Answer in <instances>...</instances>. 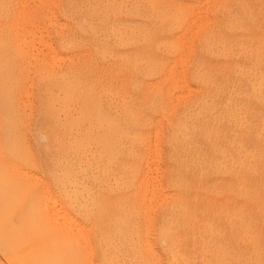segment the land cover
<instances>
[{
  "label": "rangeland",
  "instance_id": "rangeland-1",
  "mask_svg": "<svg viewBox=\"0 0 264 264\" xmlns=\"http://www.w3.org/2000/svg\"><path fill=\"white\" fill-rule=\"evenodd\" d=\"M169 1L170 0H127V1L126 0H60V1L59 0H39V1L38 0H28V1L27 0H23V1L22 0H0V9H1V7L4 8V9L0 10V28H1L0 29V31H1L0 32V45L2 44V46H3V47L2 46L0 47V54L2 51H4V49L6 50V53H7V54H5V52H2L1 55L3 58L0 57V60H1L0 61V76L3 75L2 77H0V113L2 111V113L0 114L1 115L0 116V123H1L0 124V131H2V133H0V136H3V137H0V142L3 141V143H4L3 145H2V143H0V195H1L0 196V264H121V263L122 264H124V263L125 264H148V263L149 264H164V263L170 264V262H172L171 264H175V261L178 264H264V234H263L264 228L262 229V226L264 225V178H263L264 177V171H263L264 170V138H263L264 137V129H263L264 128V116H263L264 115V91H263L264 85H263V83L261 84V82H264V69L261 68L264 65V62H263L264 61V45H263L264 44V40H263L264 39V28H263L264 27V18H263L264 8H262V7H264V0H250V1H247V0H240V1L235 0V1H233V0H231L233 2H231V1L229 2L228 0H219V2H218V0H208L207 2L204 0H191V1L190 0H185V1L184 0H171L170 2ZM202 1H204V2H202ZM254 1H256L255 5H253ZM40 2H42V3H40ZM101 2H102V4H101ZM252 2H253V4H252ZM221 3L222 4L224 3L223 6ZM233 3L236 4L237 6H235ZM200 4H202V5H200ZM127 5H128V7H127ZM225 5H226V7H225ZM227 5H228L229 9H227L228 8ZM239 5L242 7V9ZM188 6H189V8H188ZM26 7L28 10H26ZM30 7H32V8H30ZM55 7H57V8H55ZM223 7H225V8H223ZM24 8H25V10H24ZM46 8H48V9H46ZM114 8H115V10H114ZM116 9H118V10H116ZM190 9H191V11H190ZM196 9L198 12L196 11ZM224 9H226V10H224ZM107 10H109V12ZM141 10H143V11L141 12ZM146 10H148V11H146ZM218 10L219 11L221 10V11L219 12ZM223 11L224 12L226 11V12L224 13ZM229 11H232L231 12L232 14ZM23 12H25V13H23ZM96 12H97V14H96ZM101 12H103V13L100 14ZM136 12H137V14L139 12V15H138L139 17L137 16V14H135ZM146 12H147V15L145 14ZM189 12H190V14H189ZM1 13H2V15H1ZM60 13H61V15H60ZM141 13H143V14H141ZM219 13L222 14V17ZM238 13H239V15H238ZM21 14H23V15H21ZM140 14H141V16H140ZM6 15H7V18H6ZM143 15H145V16H143ZM20 16H24V17H20ZM27 16H29V17H27ZM44 16H45V18H44ZM126 16H127V18H126ZM243 16L245 19L243 18ZM8 17H10V18H8ZM119 17H121V18H119ZM137 17H138V19H137ZM141 17H143V18H141ZM241 17H242V19H241ZM28 18H29V20H28ZM112 18H113V20H112ZM125 18L127 21L125 20ZM139 18H141V20ZM236 18H237V20H236ZM66 19H68V20H66ZM70 19H72V20L70 21ZM114 19H115V21H114ZM121 19H123V21ZM200 19H201V21H200ZM144 20H146V22ZM147 20H148V24L151 23V24H149L150 26L146 24ZM250 20H251V22H250ZM69 21H70V23H69ZM103 21H104V23L102 24ZM194 21L197 25L194 23ZM225 21L227 24L225 23ZM182 22H183V24H182ZM205 22H207V23L205 24ZM234 22H236L235 25H234ZM9 23H11V24H9ZM16 23L18 24V27H17ZM47 23H48V25H47ZM49 23H51V24H49ZM198 23H199V25H198ZM220 23H221V25H223L222 27L224 30L221 29L222 27H221ZM38 24H40V25H38ZM99 24H102V25L100 26ZM116 25H118V26H116ZM213 25H214V27H213ZM34 26L36 27V30H35ZM261 26H262V28H261ZM31 27H32V29H31ZM71 27L72 28L74 27L73 31H72ZM167 27H169V28H167ZM231 27L232 28L234 27V28L232 29ZM255 27H256V30L258 32L255 30ZM5 28L7 31L5 30ZM20 28H22V29H20ZM44 28L48 29V30H45ZM103 28H104V31L102 30ZM147 28H148V30H147ZM236 28H237V30H235ZM3 29L5 30V32ZM97 29L99 30V32ZM105 29H107V31ZM110 29H112V30H110ZM118 29L120 32L118 31ZM136 29H137V31H136ZM169 29H170V31H169ZM197 29H198V31H196ZM29 30L34 31L32 33L33 34L35 33L37 35V39L36 38L34 39L32 37L33 38L32 41L34 43H32V41H29V40H31L30 34H32V33H30ZM86 30H88V32ZM90 30L92 32L94 31L95 33L94 32L92 33ZM132 30H134L133 33L135 35L132 33ZM218 30L220 32L221 31L222 32L220 33ZM253 30L255 32H252ZM18 31H20V32H18ZM233 31H234V33H233ZM239 31L240 32L242 31V33L240 34ZM90 32H91V34H90ZM114 32L116 33L115 35H114ZM119 33H121L120 35L122 36V37L120 36L121 40L117 39V38H119ZM178 33H179V35H178ZM202 33L204 35H202ZM35 34H34V37H36ZM68 34H69V36H68ZM189 34H190V36H189ZM95 35L97 38L95 37ZM104 35H105V37H104ZM116 35H118V36H116ZM184 35L187 36V38ZM236 35H238V36H236ZM250 35H252V36H250ZM136 36H137V38H136ZM22 37L27 38V39H25V42L26 43L28 42V45L26 44L27 46H25V44L22 43V42H24V41H22L23 39H21ZM76 37H77V40L75 41ZM233 37H235L236 39ZM18 38H20V41H22V42H19ZM28 38H30V39H28ZM38 38H40V39H38ZM131 38L135 39V40L132 41ZM209 38L210 39L212 38V39L210 40ZM245 38H246V41H245ZM144 39H146V40H144ZM170 39H172V40H170ZM256 39H257V41H256ZM88 40H90V41H88ZM197 40H198V42H197ZM235 40H237V41L235 42ZM58 41H59V43H58ZM217 41H218V43H217ZM63 42H65V43H63ZM132 42H134V43H132ZM68 43H69V45H68ZM84 43H86V45H83ZM91 43H92V45H91ZM213 43H215V44H213ZM32 44H34L35 46L32 47ZM80 44H81V46H80ZM180 44L182 47L180 46ZM208 44L209 45L213 44V45L209 46ZM237 44H238V46H237ZM20 45H21V48H20ZM22 45H23V49H22ZM186 45H187V48L184 49ZM29 46H31V47H29ZM168 46H170V47H168ZM175 46H176V48H175ZM198 46H199V48H198ZM225 46H226V48H225ZM24 47L29 48V49H26ZM146 47H148V48H146ZM204 47H205V49H204ZM31 48H32V50H31ZM132 48L133 49L135 48L134 51ZM144 48H146L148 51L145 49L147 51L146 52L144 50ZM212 48L214 50L215 49H217V50H215L213 53ZM25 49L27 50V52ZM154 49H156V50H154ZM220 49H221V51H220ZM237 49H239V50H237ZM114 50H115V53L113 52ZM201 50H202L203 54H202ZM235 50H237V51H235ZM28 51H30L31 54H27ZM70 51H72V52H70ZM73 51H74V53H73ZM98 51H100V52H98ZM8 52H9V55H8ZM24 52H26V53H24ZM37 52H39V53H37ZM151 52L155 55H153ZM164 52H166V54ZM225 52H227V53H225ZM242 52H244V53H242ZM248 52L250 54H247ZM45 53H47V55ZM52 53L54 55H52ZM83 54H84V56H83ZM95 54H97V55H95ZM99 54L102 55V57ZM55 55H56V57H55ZM90 55H92L93 57L91 56L92 57L91 58ZM107 55H108V57H107ZM112 55H114V56H112ZM149 55H151V56H149ZM165 55H166V57H165ZM176 55L178 56V59H177ZM27 56H28V58H27ZM60 56H62V57L66 56V57L64 59L62 57L59 58ZM233 56H234V58H233ZM245 56H246V58H245ZM254 56H255V58H254ZM67 57H68V59H67ZM143 57H144V59H143ZM242 57H244L245 59ZM29 58H30V60H29ZM49 58H51L52 61H53V59L54 60L56 59L53 62H55L54 64L57 63L56 64L57 68H56V65H53V63L51 61L50 62L48 61ZM57 58H59L60 61L57 60ZM70 58L73 61H71ZM102 58H103V60H102ZM127 58H128V60H127ZM145 58H146V60H145ZM44 59H45L46 63H47V61L49 63L46 64L44 62ZM131 59L134 63L131 61ZM182 59H184V60H182ZM61 60H63V62ZM69 60H70V62H69ZM84 60H85V62H84ZM160 60H162V61H160ZM25 61H27V63H28V61L31 62V63L30 62L28 63V64H30L29 68H28V65H26L27 63ZM40 61H41V63H40ZM107 61H109V62H107ZM143 61L145 62V64H143ZM232 61H234V63ZM88 62H89V64H87ZM123 62H126V63H123ZM111 63H112V65H111ZM118 63H121V64H118ZM50 64H51V66H53L52 68L49 67ZM113 64H114V66H113ZM140 64H141L142 68L140 67ZM165 64H167V65H165ZM23 65L24 66L26 65V66L24 67ZM84 65H86V66H84ZM125 65H126V67L123 68ZM138 65H139V67H138ZM158 65H159V67H158ZM231 65H232V67H231ZM106 66H107V69H106ZM116 66H118L120 68V71L118 69L117 72L116 71L113 72L114 70H116L118 68ZM226 66H228V67H226ZM243 66L245 68H243ZM58 67H59V69H58ZM156 67H157V69H161V70H157ZM229 67H231V68H229ZM18 68H20V69H18ZM139 68H141L142 71ZM80 69H81V71H80ZM85 69L87 71H85ZM128 69H129V72H128ZM137 69L140 71H138ZM232 69H234V70H232ZM235 69H236V71H235ZM242 69H244V70H242ZM252 69H253V72H252ZM92 70H93V72H92ZM132 70H134V73ZM255 70H257V71H255ZM42 71H44V72H42ZM53 71H54V73H53ZM60 71H61V73H60ZM123 71L124 72L126 71L125 73L127 76L125 75V73ZM188 71L192 75H190L188 73ZM238 71H240V73ZM6 72L8 75L6 74ZM45 72H47V73H45ZM153 72H155V74H157V75H154ZM170 72L172 73L173 78H172ZM10 73H12V74L10 75ZM25 73H26V75H25ZM82 73H84L85 75ZM104 73H106L108 76ZM127 73H129V75ZM201 73H203L204 75H201ZM234 73H235V76H234ZM40 74H41V76H40ZM96 74H98V76ZM110 74H111V77H110ZM112 74H113V76H112ZM118 74L119 75L121 74V75L119 76ZM152 74H153V76H152ZM188 74H189V77L191 76L193 78L187 77ZM196 74L197 75L199 74L198 75L199 77H197ZM218 74H219V76H218ZM248 74L250 77H248ZM38 75H39V77H38ZM50 75H52L50 77L51 79L49 78ZM158 75H160V76H158ZM239 75L241 76V78ZM22 76H24V77H22ZM59 76H61V77L63 76V77L61 78ZM102 76H103V78H102ZM164 76H165V78H164ZM178 76H179V78H178ZM181 76L183 78H181ZM200 76H202V77L204 76L203 79ZM113 77H114V79H113ZM142 77L145 79H143ZM258 77H259V79H258ZM3 78H5V79H3ZM10 78H13V79L11 80ZM52 78L56 79L55 80L56 83ZM82 78H84V79L82 80ZM118 78H120V79H118ZM124 78H125V80H124ZM168 78H171L170 81ZM196 78H198V79H196ZM47 79H49V80L47 81ZM60 79H61V82L64 81V83L60 82L61 83L60 84L59 83ZM96 79H97V81H96ZM102 79H103V81H102ZM134 79H136V80H134ZM139 79H140V82H139ZM151 79H152V81H151ZM189 79L191 81L193 79V81L191 82ZM194 79H196V81ZM199 79H201L202 81H200ZM253 79H254V81H253ZM17 81H18V83H17ZM149 81L151 82V84ZM155 81H157V82H155ZM159 81H161V82H159ZM12 82L16 86H14L12 84ZM129 82H131V83H129ZM212 82H215V83H212ZM154 83H156V84L158 83L157 86ZM194 83H195V85H194ZM115 84H116V86H115ZM163 84H165V85H163ZM250 84H253L254 86L251 87ZM147 85H150V86L147 87ZM162 85L166 88H163ZM181 85H183L184 87ZM217 85H218V89H219V90L217 89L218 92L216 91ZM62 86H64V87H62ZM151 86H152V88H151ZM161 86H162V89H161ZM168 86H169V88H168ZM177 86H178V88H177ZM214 86H215V90L213 88ZM78 87H80V88H78ZM129 87H130V89H129ZM224 87L225 88L227 87L226 90ZM257 87H259V91H258L259 93L257 92V89H258ZM12 88H14L15 90ZM92 88H94V89L92 90ZM126 88L128 90H124ZM251 88H254V89L251 90ZM109 89L111 91H109ZM157 89L158 90L161 89L162 93L160 92V90L157 91ZM163 89L165 92L163 91ZM229 89H231V90H229ZM246 89L247 90L250 89V91H247ZM125 91H127V92H125ZM128 91L129 92L131 91V93L129 94ZM172 91H173V94H172ZM228 91H229V95H228ZM2 92H4V93L2 94ZM108 92H109V94H108ZM117 92H118V94H117ZM156 92L158 95L156 94ZM181 92H183V93H181ZM219 92H220V94H219ZM39 93H40V96H39ZM121 93H122V95H121ZM174 93H176V95H174ZM103 94H105V95H103ZM149 94L151 95L150 99L153 103L149 99V97H150ZM177 94H179V95L177 96ZM255 94L257 96H255ZM25 95L27 97H25ZM127 95L129 97H127ZM147 95H148V99H147ZM170 95L173 99L170 97ZM1 96H2V98H1ZM104 96H106V97L104 98ZM113 96H114V98H113ZM132 96H133V99H132ZM177 97L179 98L178 100H177ZM139 99H141V100H139ZM235 99L237 101H235ZM38 100H39V102H38ZM63 101H64V103H62ZM89 101H90V103H89ZM129 101H130V103H129ZM156 101H157V103H156ZM104 102H106V103H104ZM112 102H114V103L112 104ZM131 102H132V104H131ZM159 102H160V104H159ZM235 102H236V104H235ZM6 103L8 104V106ZM45 103H46V105H45ZM77 103H79V104H77ZM151 103H152V105H151ZM181 103H183L182 104L183 106L181 105ZM229 103H233V104H229ZM124 104H125V106H124ZM148 104L151 106H147ZM202 104H204V105H202ZM209 104H210V106H209ZM228 104H229V106H227ZM41 105H44V107L43 106L41 107ZM55 105H56V107H55ZM113 105L116 107L115 109H114ZM145 105H146V107H145ZM120 106H122V107H120ZM73 107L76 108L77 110L74 109ZM107 107H108V109H107ZM110 107H112L113 109ZM161 107L163 109H161ZM223 107H224V109H223ZM40 108H42L43 110ZM122 108H124V110ZM158 108L160 109V111ZM206 108L207 109L209 108L210 110L209 109L207 110ZM110 109H112V110H110ZM139 109H142V110H139ZM204 109H205V111H204ZM245 109H246V111H245ZM20 110L24 113V115L22 112H20ZM155 110H157V111H155ZM161 110H162V112H161ZM192 110L194 112H192ZM230 110H232L231 111L232 113L230 112ZM233 110H235V111H233ZM113 111H115V112H113ZM187 111L188 112L191 111V112L188 113ZM225 111H226V113H225ZM253 111H254V113H253ZM11 112H13V113H11ZM56 112H57V114H56ZM61 112H62L64 117L62 116ZM66 112H68V113H66ZM149 112H151L152 114ZM165 112H166V114H165ZM238 112H239V114H238ZM119 113H120V115H119ZM154 113L156 116L154 115ZM201 113H203V114H201ZM229 113H230V115H229ZM7 114L9 116H7ZM138 114H140V115L138 116ZM143 114L146 116H144ZM173 114H175V115L173 116ZM178 114H179V116H177ZM224 114L226 116H224ZM233 114H234V116H233ZM4 115L7 116V118L9 120ZM19 115L22 117H19ZM67 115H69V116H67ZM121 116H123V117L121 118ZM124 116L126 117V119ZM140 116H142V117L140 118ZM9 117H11V118H9ZM232 117L234 118V120ZM242 117H244V118H242ZM245 117H246V119H245ZM248 117L249 118L251 117V118L249 119ZM19 118L20 119L22 118V121H20ZM146 119H147V121H146ZM172 119H173V121H172ZM175 119H176V122L174 121ZM125 120H127V121H125ZM18 121H19V123H18ZM118 121H120V122H118ZM252 121H254V122H252ZM261 121H263V122H261ZM141 122H143V123L145 122V124H143ZM167 122L169 124L173 125V126L170 125V126H172L173 129L169 126V124ZM236 122H238L240 125ZM173 123L175 125H177V128ZM234 123L236 125L237 124L238 125L234 126ZM77 124H79V125H77ZM95 124L97 125V127ZM123 124L125 126H123ZM144 125H146V126H144ZM208 125H209V127L206 128V126H208ZM38 126H40V127H38ZM69 126H70V128H69ZM217 126H218V128H217ZM240 126H242V127H240ZM255 126H256V128H255ZM9 127H12V128H9ZM94 127H96V129ZM142 127L144 128V130ZM154 127L157 129H155ZM259 127L262 129H260ZM132 128H135V129H133V131H132ZM204 128H206V129H204ZM213 128H214L215 132H214ZM139 129H141L142 131L141 130L139 131ZM255 129L256 130L259 129V131L256 132ZM115 130H116V132H115ZM135 130L137 132H135ZM172 130H174V131H172ZM175 130H176V132H175ZM42 131H44V132H42ZM51 131H52V133H51ZM177 131H178V134H177ZM56 132L59 134H57ZM15 133H16V135H15ZM54 133L58 136L56 137V135ZM153 133L156 135V136H153L154 141L152 138ZM203 133H204V135H203ZM208 133H209V135H208ZM9 134L10 135L12 134V135L10 136ZM52 134L55 136L53 137ZM109 134H110V136H109ZM175 134H177V136ZM180 134H181V136H180ZM259 134H261L262 136ZM18 135H19V137H18ZM113 136H115V137H113ZM10 137H11V139H10ZM124 138H125V140H124ZM129 138H130V140H128ZM59 139H60V141H59ZM69 139H70V141H69ZM144 139H145V141H144ZM149 139H150V142H149ZM213 139L216 142H214ZM79 140H81V141H79ZM189 140H190V142H189ZM52 141L54 144L52 143ZM123 141H125V142H123ZM184 141H185V143L183 144ZM187 141H188V143H187ZM10 142H12V143H10ZM121 142H123V143H121ZM197 142H198V144H197ZM218 142H219V144H218ZM68 143L70 144V146ZM72 143L75 144L76 146L75 145L73 146ZM128 143H129V145H128ZM16 144H18V145H16ZM133 144H134V146H133ZM135 144H136V146H135ZM185 144H186V146H185ZM211 144L212 145L214 144V145L212 146ZM77 145H79L80 148L77 147ZM127 145H128V147H127ZM152 145H155L157 147L152 148ZM164 145H166V146H164ZM10 146H11V148H10ZM248 146H249V148H248ZM27 147H29L30 149ZM136 147L137 148L139 147V148L137 149ZM188 147H189L190 151H189ZM56 149H57V152H56ZM163 149H165V150H163ZM154 150L156 151V153L154 152ZM191 150H192V152H191ZM223 150H224V152H223ZM202 151H203V153H202ZM110 152H112V153H110ZM123 152H124V154H123ZM256 152H258V153H256ZM29 153H31V154H29ZM63 154H65V155H63ZM86 155H87V157H86ZM89 155H90V157H89ZM94 155H95V157H94ZM187 155L189 158L187 157ZM191 155H193V156H191ZM234 155H235V157H234ZM84 156L86 158H84ZM219 157H221V158H219ZM88 158H89V160H88ZM151 158H154L155 160L154 159L151 160ZM190 158H191V160H190ZM217 158H219V159H217ZM61 159H62V161H61ZM139 160L142 164L139 162ZM148 160L149 161L151 160V161L149 162ZM74 161L78 165L74 164L75 163ZM164 161H167V163ZM183 161H184V163H182ZM57 162H59L60 164ZM97 164L98 165L100 164L99 167ZM117 165L119 167H116ZM139 165L141 168L139 167ZM154 165H155V167H154ZM164 165L166 166V168L164 167ZM147 166H150V168ZM202 166H203V168H201ZM113 168H114V170H113ZM171 168H173V169H171ZM16 169H18V170H16ZM96 169L98 171H96ZM139 169H140V172L138 171ZM200 169L202 170L201 173L198 172V170L200 171ZM152 170L155 171L157 174L155 172H153ZM184 170H185V172H183ZM144 172L146 173L145 175H144ZM150 172H151V174H154L155 177H154V175L152 176L150 174ZM236 172H238V173H236ZM99 173L102 175H100ZM112 173H114V177H113ZM91 175H93V176L96 175V176L93 177ZM133 175H134V177H133ZM149 175H150V177H149ZM164 175H165V177H164ZM186 175H188V176H186ZM55 176H56V178H55ZM74 176H76V178ZM106 176H107V178H106ZM142 176H144L143 178L145 180L143 178H142V180L140 179ZM84 177H86V178H84ZM95 177L97 178V180H95L96 179ZM101 177H102V179H101ZM108 177H110V178H108ZM135 177H136V179H135ZM111 178H114V181ZM154 178H156V179H154ZM167 178H168V180H167ZM151 179H153V180H151ZM65 180H66V182H65ZM106 180L108 182H106ZM157 180H158V182H157ZM171 180L172 181L174 180V181L172 182ZM57 181L60 184L57 183ZM61 181L64 184L63 186L61 184ZM122 181H123V183H122ZM144 181L148 182V183H145ZM67 182L68 183L70 182V183L68 184ZM105 182H106V184H105ZM142 182H144V186L146 188L148 186V190H146V188L143 187ZM150 183H151V185H150ZM173 183L178 188H176L173 185ZM67 185H69V186H67ZM71 185L74 188H76V190L74 188H72ZM103 185H104V187H103ZM114 185H115V187H114ZM119 186H121V187L119 188ZM150 186L151 187L153 186V187L150 188ZM63 187H64V189H66V188L68 189V190L66 189L67 192L63 189ZM124 187H125V189H124ZM165 187H167V188H165ZM77 188H78V190L79 189L80 190L78 191ZM44 189H45L46 194L43 192ZM61 189H63V190H61ZM72 189L74 191H72ZM47 190H48V193L51 195H49V194H48L49 196L47 195V192H46ZM82 190H83V192H82ZM187 190H188V192H187ZM63 191H64V193H63ZM69 191H71L72 193L74 192L76 194L73 193L74 194L73 195L70 192V195H69ZM80 191H81V193H80L81 195L78 194V192H80ZM58 192H61V193H58ZM163 192H164V194H162ZM169 192H171V193L169 194ZM167 193L169 194V196L172 195L173 197L172 196L169 197L167 195ZM82 195H83V197H82ZM86 195H89V196L86 197ZM147 195L148 196L150 195V196L148 197ZM45 196H47V198ZM63 196H65V197H63ZM74 196H76V197H74ZM163 196H164V199L161 200V198H163ZM49 197H50V199L47 200ZM84 197H86V198H84ZM145 197L148 200H149V198L154 197L151 199L155 203L152 200L148 201ZM67 198H69L71 201ZM73 198H75V199L77 198L78 202H77V199L75 200ZM176 198H178V199H176ZM82 199H83V201H82ZM51 200H52V202H51ZM67 200H69V201H67ZM73 200L75 202H73ZM84 200H85V202H87V205H86L87 209L90 213H92V215L89 214V212L87 211L86 208H83V207H85L84 205L86 204L84 202ZM202 200H203V202H202ZM81 202H82V204H84L83 206H82ZM144 202H146V203L144 204ZM149 202H151V203H149ZM67 203H69V205ZM72 203H73V206H72ZM89 203L90 204L93 203L91 205L92 206L94 205V206L91 207V205ZM151 204H152V206H151ZM78 205H80L79 208H78ZM175 205L178 208H176ZM70 206H72V207H70ZM74 206H75V208H74ZM146 206H147V208H146ZM45 207H46V209H45ZM80 207L82 208L81 210H80ZM89 207H90V209L91 208L92 209L90 210ZM133 207L134 208L136 207L135 210L133 209ZM137 207H138V211H137ZM171 207H172V209H171ZM179 207H180V209H179ZM140 209H142V210H140ZM150 209H152L151 211L153 213L152 212L149 213L148 210H150ZM75 211H77V213ZM80 211H82V212H80ZM78 212H79V214H78ZM133 212H135V214ZM148 213L150 214L151 217L149 216ZM85 214H86V216H85ZM87 215L89 217H87ZM161 215H163V217ZM91 216H93L94 218ZM78 217H80V218H78ZM85 217H87L86 220H85ZM149 217L151 220L149 219ZM113 218L115 219V221ZM163 218H166V219H163ZM189 218L191 221L189 220ZM229 218H231V219H229ZM112 219L114 222L112 221ZM147 220H150V221H147ZM94 221H95V223H94ZM165 221H166V224H164ZM148 222H149V224H148ZM190 222H191V224H190ZM94 224H96V225H94ZM156 224L157 225L161 224L162 226L161 225L157 226ZM192 224H193V226H192ZM231 224H233V225H231ZM146 225H149V227ZM94 226H95V229L93 228ZM144 226H146L145 228H146V230H148V232L145 231ZM120 227H121V229H120ZM151 227L153 229H151ZM151 230H153V231H151ZM156 230H157V232H156ZM93 231H95V232H93ZM144 232L148 233V235H146L147 233H145L146 239H144L145 238ZM93 233H95V234H93ZM115 235L117 237H115ZM120 235H121V237H120ZM98 236H100L99 237L100 239L98 238ZM112 238L115 239V243L113 241L114 239H112ZM126 238L128 240H126ZM147 238H148V241H147ZM116 239L118 241H116ZM119 239H120V241L121 240L123 241V242L121 241L122 245L120 244ZM98 240L100 242V245H99ZM103 240H104V242H103ZM109 241L111 242V244H114V245H111V244H110L111 246L108 245ZM136 241H138V242H136ZM124 242H126V243H124ZM149 242H150V244L148 245ZM151 242L153 243V245ZM131 243H132V245H130ZM145 243L147 244V246ZM104 244L106 245V247L104 246ZM191 244H192V246H191ZM129 245L131 248L129 247ZM151 245H152V248H150ZM113 246H115V248ZM100 247L102 249H100ZM104 247L106 248L105 250L103 249ZM120 247H121V249H120ZM147 247H149L150 249ZM156 247L158 250L156 249ZM127 249H128V252H127ZM101 250H103V251H101ZM162 250L164 251V253L162 252ZM123 251H125V252H123ZM130 254H131V256H130ZM216 254H217V256H216ZM103 255L105 256V258ZM170 255H173L171 257H172V259L174 258L175 261H174V259L173 260L171 259ZM206 255H207V257H205ZM139 256H140V258H139ZM122 259H123V262H122ZM201 261H202V263H201Z\"/></svg>",
  "mask_w": 264,
  "mask_h": 264
},
{
  "label": "bare ground",
  "instance_id": "bare-ground-1",
  "mask_svg": "<svg viewBox=\"0 0 264 264\" xmlns=\"http://www.w3.org/2000/svg\"><path fill=\"white\" fill-rule=\"evenodd\" d=\"M22 1H23V0H22ZM27 1H28V0H27ZM38 1H39V0H38ZM59 1H60V0H59ZM126 1H127V0H126ZM170 1H171V0H170ZM170 1H169V2H170ZM184 1H185V0H184ZM190 1H191V0H190ZM204 1L207 2L208 0H204ZM204 1H202V2H204ZM228 1L230 2L231 0H228ZM228 1H227V2H228ZM233 1H235V0H233ZM233 1H231V2H233ZM239 1H240V0H239ZM247 1H250V0H247ZM55 2H56V1H55ZM57 2H58V1H57ZM123 2H124V1H123ZM139 2H140V1H139ZM139 2H138V3H139ZM146 2H147V1H146ZM186 2H187V1H186ZM214 2H215V1H214ZM218 2H219V0H218ZM220 2H221V1H220ZM241 2H242V1H241ZM243 2H244V1H243ZM29 3H30V2H29ZM40 3H42V2H40ZM58 3H59V2H58ZM67 3H68V2H67ZM98 3H99V2H98ZM114 3H115V2H114ZM128 3H129V2H128ZM142 3H143V2H142ZM164 3H165V2H164ZM167 3H168V2H167ZM172 3H173V2H172ZM192 3H193V2H192ZM224 3H225V2H224ZM224 3H223V4H224ZM239 3H240V2H239ZM250 3H251V2H250ZM255 3H256V1H254V4H253V2H252L253 5H255ZM20 4H21V3H20ZM35 4H36V3H35ZM44 4H45V3H44ZM48 4H49V3H48ZM64 4H65V3H64ZM101 4H102V2H101ZM145 4H146V3H145ZM206 4H207V3H206ZM213 4H214V3H213ZM219 4H220V3H219ZM221 4H222V3H221ZM223 4H222V6H223ZM233 4H234V3H233ZM233 4H232V5H233ZM240 4H241V3H240ZM2 5H3V4H2ZM6 5H7V4H6ZM10 5H11V4H10ZM30 5H31V4H30ZM30 5H29V6H30ZM32 5H33V4H32ZM45 5H46V4H45ZM58 5H59V4H58ZM78 5H79V4H78ZM85 5H86V4H85ZM113 5H114V4H113ZM140 5H141V4H140ZM196 5H197V4H196ZM200 5H202V4H200ZM200 5H199V6H200ZM214 5H215V4H214ZM217 5H218V4H217ZM232 5H231V6H232ZM234 5L237 6L236 4H234ZM246 5H247V4H246ZM249 5H250V4H249ZM256 5H257V4H256ZM19 6H20V5H19ZM55 6H56V5H55ZM74 6H75V5H74ZM105 6H106V5H105ZM111 6H112V5H111ZM149 6H150V5H149ZM158 6H159V5H158ZM160 6H161V5H160ZM177 6H178V5H177ZM231 6H230V7H231ZM239 6H240V5H239ZM251 6H252V5H251ZM8 7H9V6H8ZM23 7H24V6H23ZM76 7H77V6H76ZM84 7H85V6H84ZM96 7H97V6H96ZM124 7H125V6H124ZM127 7H128V5H127ZM133 7H134V6H133ZM186 7H187V6H186ZM194 7H195V6H194ZM216 7H217V6H216ZM225 7H226V5H225ZM225 7H223V8H225ZM227 7H228V5H227ZM240 7H241V6H240ZM245 7H246V6H245ZM21 8H22V7H21ZM30 8H32V7H30ZM36 8H37V7H36ZM48 8H49V7H48ZM48 8H46V9H48ZM55 8H57V7H55ZM58 8H59V7H58ZM61 8H62V7H61ZM90 8H91V7H90ZM98 8H99V7H98ZM122 8H123V7H122ZM162 8H163V7H162ZM188 8H189V6H188ZM262 8H264V7H262ZM262 8H261V9H262ZM1 9H4V8L1 7ZM1 9H0V10H1ZM12 9H13V8H12ZM41 9H42V8H41ZM64 9H65V8H64ZM80 9H81V8H80ZM112 9H113V8H112ZM141 9H142V8H141ZM227 9H229V7H228ZM239 9H240V8H239ZM241 9H242V7H241ZM247 9H248V8H247ZM252 9H253V8H252ZM5 10H6V9H5ZM22 10H23V9H22ZM24 10H25V8H24ZM26 10H28L27 7H26ZM57 10H58V9H57ZM62 10H63V9H62ZM114 10H115V8H114ZM116 10H118V9H116ZM213 10H214V9H213ZM222 10H223V9H222ZM224 10H226V9H224ZM256 10H257V9H256ZM7 11H8V10H7ZM32 11H33V10H32ZM49 11H50V10H49ZM49 11H48V12H49ZM58 11H59V10H58ZM107 11L109 12V10H107ZM121 11H122V10H121ZM142 11H143V10H141V12H142ZM146 11H148V10H146ZM190 11H191V9H190ZM196 11H197V9H196ZM196 11H195V12H196ZM211 11H212V10H211ZM218 11H219V10H218ZM220 11H221V10H220ZM220 11H219V12H220ZM242 11H243V10H242ZM2 12H3V11H2ZM13 12H14V11H13ZM72 12H73V11H72ZM76 12H77V11H76ZM97 12H98V11H97ZM97 12H96V14H97ZM111 12H112V11H111ZM123 12H124V11H123ZM197 12H198V11H197ZM197 12H196V13H197ZM223 12H224V11H223ZM225 12H226V11H225ZM225 12H224V13H225ZM229 12L231 13L232 11H229ZM229 12H228V13H229ZM7 13H8V12H7ZM20 13H21V12H20ZM23 13H25V12H23ZM49 13H50V12H49ZM102 13H103V12H101L100 14H102ZM106 13H107V12H106ZM131 13H132V12H131ZM143 13H144V12H143ZM143 13H141V14H143ZM236 13H237V12H236ZM242 13H243V12H242ZM245 13H246V12H245ZM9 14H10V13H9ZM40 14H41V13H40ZM94 14H95V13H94ZM113 14H114V13H113ZM135 14H137V12H136ZM141 14H140V16H141ZM145 14L147 15V12H146ZM149 14H150V13H149ZM189 14H190V12H189ZM204 14H205V13H204ZM219 14H220V13H219ZM231 14H232V13H231ZM246 14H247V13H246ZM258 14H259V13H258ZM258 14H257V15H258ZM1 15H2V13H1ZM21 15H23V14H21ZM60 15H61V13H60ZM110 15H111V14H110ZM132 15H133V14H132ZM138 15H139V12H138L137 16H138ZM196 15H197V14H196ZM196 15H195V16H196ZM215 15H216V14H215ZM220 15H221V17H222V14H220ZM238 15H239V13H238ZM242 15H243V14H242ZM253 15H254V14H253ZM262 15H263V14H262ZM9 16H10V15H9ZM13 16H14V15H13ZM69 16H70V15H69ZM130 16H131V15H130ZM143 16H145V15H143ZM148 16H149V15H148ZM154 16H155V15H154ZM175 16H176V15H175ZM175 16H174V17H175ZM182 16H183V15H182ZM197 16H198V15H197ZM197 16H196V17H197ZM213 16H214V15H213ZM216 16H217V15H216ZM223 16H224V15H223ZM236 16H237V15H236ZM20 17H24V16H20ZM25 17H26V16H25ZM27 17H29V16H27ZM42 17H43V16H42ZM108 17H109V16H108ZM110 17H111V16H110ZM138 17H139V16H138ZM138 17H137V19H138ZM158 17H159V16H158ZM160 17H161V16H160ZM228 17H229V16H228ZM239 17H240V16H239ZM246 17H247V16H246ZM6 18H7V15H6ZM8 18H10V17H8ZM44 18H45V16H44ZM119 18H121V17H119ZM126 18H127V16H126ZM126 18H125V20H126ZM141 18H143V17H141ZM141 18H139V19L141 20ZM147 18H148V17H147ZM161 18H162V17H161ZM184 18H185V17H184ZM202 18H203V17H202ZM214 18H215V17H214ZM229 18H230V17H229ZM237 18H238V17H237ZM237 18H236V20H237ZM243 18H244V16H243ZM251 18H252V17H251ZM251 18H250V19H251ZM256 18H257V17H256ZM263 18H264V16H263ZM48 19H49V18H48ZM116 19H117V18H116ZM133 19H134V18H133ZM153 19H154V18H153ZM188 19H189V18H188ZM208 19H209V18H208ZM220 19H221V18H220ZM238 19H239V18H238ZM241 19H242V17H241ZM244 19H245V18H244ZM246 19H247V18H246ZM28 20H29V18H28ZM66 20H68V19H66ZM71 20H72V19H70V21H71ZM104 20H105V19H104ZM110 20H111V19H110ZM110 20H109V21H110ZM112 20H113V18H112ZM117 20H118V19H117ZM121 20L123 21V19H121ZM125 20H124V21H125ZM142 20H143V19H142ZM159 20H160V19H159ZM167 20H168V19H167ZM173 20H174V19H173ZM202 20H203V19H202ZM43 21H44V20H43ZM46 21H47V20H46ZM50 21H51V20H50ZM70 21H69V23H70ZM105 21H106V20H105ZM114 21H115V19H114ZM122 21H121V22H122ZM126 21H127V20H126ZM137 21H138V20H137ZM144 21L146 22V20H144ZM157 21H158V20H157ZM170 21H171V20H170ZM200 21H201V19H200ZM215 21H216V20H215ZM222 21H223V20H222ZM226 21H227V20H226ZM226 21H225V23H226ZM234 21H235V20H234ZM31 22H32V21H31ZM135 22H136V21H135ZM138 22H139V21H138ZM140 22H141V21H140ZM187 22H188V21H187ZM207 22H208V21H207ZM207 22H205V24H206ZM216 22H217V21H216ZM232 22H233V21H232ZM250 22H251V20H250ZM53 23H54V22H53ZM99 23H100V22H99ZM103 23H104V21L102 22V24H103ZM108 23H109V22H108ZM118 23H119V22H118ZM131 23H132V22H131ZM172 23H173V22H172ZM175 23H176V22H175ZM175 23H174V24H175ZM194 23H195V21H194ZM202 23H203V22H202ZM228 23H229V22H228ZM235 23H236V22H234V25H235ZM241 23H242V22H241ZM245 23H246V22H245ZM253 23H254V22H253ZM257 23H258V22H257ZM259 23H260V22H259ZM9 24H11V23H9ZM16 24H17V23H16ZM19 24H20V23H19ZM25 24H26V23H25ZM35 24H36V23H35ZM49 24H51V23H49ZM102 24H99V25L101 26ZM111 24H112V23H111ZM114 24H115V23H114ZM125 24H126V23H125ZM132 24H133V23H132ZM146 24L149 25V24H151V23L148 24V20H147V23H146ZM156 24H157V23H156ZM178 24H179V23H178ZM182 24H183V22H182ZM195 24H196V23H195ZM226 24H227V23H226ZM237 24H238V23H237ZM251 24H252V23H251ZM38 25H40V24H38ZM47 25H48V23H47ZM107 25H108V24H107ZM138 25H139V24H138ZM166 25H167V24H166ZM196 25H197V24H196ZM198 25H199V23H198ZM220 25H221V23H220ZM224 25H225V24H224ZM229 25H230V24H229ZM240 25H241V24H240ZM22 26H23V25H22ZM41 26H42V25H41ZM41 26H40V27H41ZM45 26H46V25H45ZM116 26H118V25H116ZM116 26H115V27H116ZM132 26H133V25H132ZM135 26H136V25H135ZM149 26H150V25H149ZM152 26H153V25H152ZM202 26H203V25H202ZM206 26H207V25H206ZM215 26H216V25H215ZM222 26H223V25H221V27H222ZM227 26H228V25H227ZM5 27H6V26H5ZM14 27H15V26H14ZM17 27H18V24H17ZM20 27H21V26H20ZM37 27H38V26H37ZM46 27H47V26H46ZM55 27H56V26H55ZM59 27H60V26H59ZM104 27H105V26H104ZM108 27H109V26H108ZM199 27H200V26H199ZM211 27H212V26H211ZM211 27H210V28H211ZM213 27H214V25H213ZM217 27H218V26H217ZM237 27H238V26H237ZM6 28H7V27H6ZM6 28H5V30H6ZM34 28H35V30H36V27H35V26H34ZM71 28H72V27H71ZM73 28H74V27H73ZM73 28H72V31H73ZM80 28H81V27H80ZM90 28H91V27H90ZM151 28H152V27H151ZM151 28H150V29H151ZM153 28H154V27H153ZM167 28H169V27H167ZM186 28H187V27H186ZM210 28H209V29H210ZM215 28H216V27H215ZM224 28H225V27H224ZM231 28H232V27H231ZM233 28H234V27H233ZM233 28H232V29H233ZM261 28H262V26H261ZM263 28H264V27H263ZM0 29H1V28H0ZM12 29H13V28H12ZM14 29H15V28H14ZM20 29H22V28H20ZM26 29H27V28H26ZM31 29H32V27H31ZM42 29H43V28H42ZM44 29H45V28H44ZM95 29H96V28H95ZM95 29H94V30H95ZM113 29H114V28H113ZM119 29H120V28H119ZM119 29H118V31H119ZM137 29H138V28H137ZM137 29H136V31H137ZM150 29H149V30H150ZM190 29H191V28H190ZM221 29H223V27H222ZM225 29H226V28H225ZM253 29H254V28H253ZM3 30H4V29H3ZM5 30H4V32H5ZM16 30H17V29H16ZM27 30H28V29H27ZM37 30H38V29H37ZM45 30H48V29H45ZM68 30H69V29H68ZM78 30H79V29H78ZM88 30H89V29H88ZM88 30H86V31L88 32ZM91 30H92V29H91ZM91 30H90V31H91ZM97 30H98V29H97ZM102 30L104 31V28H103ZM105 30L107 31V29H105ZM110 30H112V29H110ZM120 30H121V29H120ZM129 30H130V29H129ZM141 30H142V29H141ZM147 30H148V28H147ZM153 30H154V29H153ZM166 30H167V29H166ZM223 30H224V29H223ZM235 30H237V28H236ZM255 30H256V27H255ZM6 31H7V30H6ZM29 31H30V33L34 32V31H32V30H29ZM61 31H62V30H61ZM95 31H96V30H95ZM133 31H134V30H132V33H133ZM162 31H163V30H162ZM169 31H170V29H169ZM184 31H185V30H184ZM196 31H198V29H197ZM218 31H219V30H218ZM242 31H243V30H242ZM242 31H241V32L239 31L240 34L242 33ZM256 31H257V30H256ZM260 31H261V30H260ZM260 31H259V32H260ZM262 31H263V30H262ZM0 32H1V31H0ZM15 32H16V31H15ZM18 32H20V31H18ZM39 32H40V31H39ZM63 32H64V31H63ZM78 32H79V31H78ZM78 32H77V33H78ZM91 32H92V31H91ZM91 32H90V34H91ZM93 32H94V31H93ZM93 32H92V33H93ZM98 32H99V30H98ZM119 32H120V31H119ZM216 32H217V31H216ZM219 32H220V31H219ZM221 32H222V31H221ZM221 32H220V33H221ZM244 32H245V31H244ZM246 32H247V31H246ZM252 32H255V31L253 30ZM257 32H258V31H257ZM10 33H11V32H10ZM13 33H14V32H13ZM75 33H76V32H75ZM94 33H95V32H94ZM110 33H111V32H110ZM117 33H118V32H117ZM121 33H122V32H121ZM121 33H119V38H117L118 40L120 39V36H121L120 34H121ZM190 33H191V32H190ZM193 33H194V32H193ZM203 33H204V32H203ZM203 33H202V35H204ZM212 33H213V32H212ZM233 33H234V31H233ZM262 33H263V32H262ZM6 34H7V33H6ZM34 34H35V33H34ZM34 34H33V33L30 34V36H31V40H29V41H32L33 38H34V39H35V38L37 39V35L35 34L36 37H34ZM47 34H48V33H47ZM81 34H82V33H81ZM115 34H116V33L114 32V35H115ZM133 34H134V33H133ZM133 34H132V35H133ZM145 34H146V33H145ZM158 34H159V33H158ZM165 34H166V33H165ZM167 34H168V33H167ZM183 34H184V33H183ZM200 34H201V33H200ZM224 34H225V33H224ZM230 34H231V33H230ZM244 34H245V33H244ZM248 34H249V33H248ZM21 35H22V34H21ZM21 35H20V36H21ZM23 35H24V34H23ZM60 35H61V34H60ZM79 35H80V34H79ZM79 35H78V36H79ZM98 35H99V34H98ZM123 35H124V34H123ZM134 35H135V34H134ZM163 35H164V34H163ZM169 35H170V34H169ZM178 35H179V33H178ZM192 35H193V34H192ZM208 35H209V34H208ZM219 35H220V34H219ZM221 35H222V34H221ZM20 36H19V37H20ZM24 36H25V35H24ZM68 36H69V34H68ZM80 36H81V35H80ZM99 36H100V35H99ZM109 36H110V35H109ZM116 36H118V35H116ZM130 36H131V35H130ZM139 36H140V35H139ZM161 36H162V35H161ZM182 36H183V35H182ZM184 36H185V35H184ZM189 36H190V34H189ZM197 36H198V35H197ZM234 36H235V35H234ZM236 36H238V35H236ZM245 36H246V35H245ZM250 36H252V35H250ZM32 37H33V38H32ZM65 37H66V36H65ZM72 37H73V36H72ZM81 37H82V36H81ZM95 37H96V35H95ZM104 37H105V35H104ZM121 37H122V36H121ZM131 37H132V36H131ZM175 37H176V36H175ZM185 37L187 38V36H185ZM198 37H199V36H198ZM202 37H203V36H202ZM204 37H205V36H204ZM239 37H240V36H239ZM10 38H11V37H10ZM89 38H90V37H89ZM96 38H97V37H96ZM136 38H137V36H136ZM139 38H140V37H139ZM141 38H142V37H141ZM178 38H179V37H178ZM190 38H191V37H190ZM200 38H201V37H200ZM207 38H208V37H207ZM233 38H235V37H233ZM247 38H248V37H247ZM16 39H17V38H16ZM18 39H19V40H18L19 42L24 41V42H22V43H24L25 46L28 45V42H27V43L25 42V39H27V38L22 37V38H21V39H23L22 41H20V38H18ZM28 39H30V38H28ZM38 39H40V38H38ZM48 39H49V38H48ZM63 39H64V38H63ZM82 39H83V38H82ZM113 39H114V38H113ZM131 39H132V38H131ZM131 39H130V40H131ZM173 39H174V38H173ZM180 39H181V38H180ZM209 39H210V38H209ZM211 39H212V38H211ZM211 39H210V40H211ZM216 39H217V38H216ZM235 39H236V38H235ZM240 39H241V38H240ZM41 40H42V39H41ZM61 40H62V39H61ZM69 40H70V39H69ZM76 40H77V37H76L75 41H76ZM99 40H100V39H99ZM99 40H98V41H99ZM120 40H121V39H120ZM133 40H135V39H132V41H133ZM138 40H139V39H138ZM144 40H146V39H144ZM162 40H163V39H162ZM170 40H172V39H170ZM181 40H182V39H181ZM185 40H186V39H185ZM188 40H189V39H188ZM207 40H208V39H207ZM249 40H250V39H249ZM263 40H264V39H263ZM82 41H83V40H82ZM84 41H85V40H84ZM88 41H90V40H88ZM115 41H116V40H115ZM136 41H137V40H136ZM139 41H140V40H139ZM179 41H180V40H179ZM186 41H187V40H186ZM189 41H190V40H189ZM236 41H237V40H235V42H236ZM245 41H246V38H245ZM256 41H257V39H256ZM258 41H259V40H258ZM36 42H37V41H36ZM38 42H39V41H38ZM69 42H70V41H69ZM94 42H95V41H94ZM116 42H117V41H116ZM151 42H152V41H151ZM177 42H178V41H177ZM181 42H182V41H181ZM197 42H198V40H197ZM200 42H201V41H200ZM229 42H230V41H229ZM231 42H232V41H231ZM2 43H3V42H2ZM30 43H31V42H30ZM32 43H34V42L32 41ZM50 43H51V42H50ZM58 43H59V41H58ZM63 43H65V42H63ZM81 43H82V42H81ZM114 43H115V42H114ZM132 43H134V42H132ZM162 43H163V42H162ZM164 43H165V42H164ZM187 43H188V42H187ZM189 43H190V42H189ZM217 43H218V41H217ZM221 43H222V42H221ZM221 43H220V44H221ZM3 44H4V43H3ZM8 44H9V43H8ZM17 44H18V43H17ZM19 44H20V43H19ZM26 44H27V45H26ZM73 44H74V43H73ZM78 44H79V43H78ZM139 44H140V43H139ZM201 44H202V43H201ZM213 44H215V43H213ZM213 44H212V45H213ZM224 44H225V43H224ZM233 44H234V43H233ZM68 45H69V43H68ZM68 45H67V46H68ZM83 45H86V43H84ZM91 45H92V43H91ZM208 45H209V44H208ZM212 45H209V46H212ZM225 45H226V44H225ZM253 45H254V44H253ZM263 45H264V44H263ZM1 46H2V44L0 45V47H1ZM33 46H35V45L32 44V47H33ZM80 46H81V44H80ZM80 46H79V47H80ZM93 46H94V45H93ZM93 46H92V47H93ZM96 46H97V45H96ZM115 46H116V45H115ZM124 46H125V45H124ZM140 46H141V45H140ZM180 46H181V44H180ZM205 46H206V45H205ZM221 46H222V45H221ZM237 46H238V44H237ZM248 46H249V45H248ZM2 47H3V46H2ZM18 47H19V46H18ZM29 47H31V46H29ZM36 47H37V46H36ZM83 47H84V46H83ZM88 47H89V46H88ZM92 47H91V48H92ZM133 47H134V46H133ZM141 47H142V46H141ZM161 47H162V46H161ZM168 47H170V46H168ZM181 47H182V46H181ZM201 47H202V46H201ZM219 47H220V46H219ZM219 47H218V48H219ZM239 47H240V46H239ZM239 47H238V48H239ZM252 47H253V46H252ZM254 47H255V46H254ZM20 48H21V45H20ZM24 48H26V47H24ZM34 48H35V47H34ZM38 48H39V47H38ZM64 48H65V47H64ZM72 48H73V47H72ZM72 48H71V49H72ZM86 48H87V47H86ZM119 48H120V47H119ZM125 48H126V47H125ZM146 48H148V47H146ZM146 48H144V50H145ZM162 48H163V47H162ZM175 48H176V46H175ZM186 48H187V45L185 46L184 49H186ZM198 48H199V46H198ZM208 48H209V47H208ZM208 48H207V49H208ZM225 48H226V46H225ZM245 48H246V47H245ZM1 49H2V48H1ZM12 49H13V48H12ZM22 49H23V45H22ZM26 49H29V48H26ZM26 49H25V50H26ZM35 49H36V48H35ZM49 49H50V48H49ZM58 49H59V48H58ZM60 49H61V48H60ZM71 49H70V50H71ZM130 49H131V48H130ZM132 49H133V48H132ZM134 49H135V48H134ZM134 49H133V51H134ZM142 49H143V48H142ZM151 49H152V48H151ZM164 49H165V48H164ZM204 49H205V47H204ZM207 49H206V50H207ZM209 49H210V48H209ZM212 49H213V48H212ZM234 49H235V48H234ZM234 49H233V50H234ZM240 49H241V48H240ZM31 50H32V48H31ZM39 50H40V49H39ZM39 50H38V51H39ZM79 50H80V49H79ZM83 50H84V49H83ZM97 50H98V49H97ZM117 50H118V49H117ZM137 50H138V49H137ZM146 50H147V49H146ZM146 50H145V51H146ZM154 50H156V49H154ZM215 50H217V49H215ZM215 50H214V49L212 50L213 53H214ZM218 50H219V49H218ZM225 50H226V49H225ZM233 50H232V51H233ZM237 50H239V49H237ZM237 50H235V51H237ZM241 50H242V49H241ZM254 50H255V49H254ZM44 51H45V50H44ZM64 51H65V50H64ZM85 51H86V50H85ZM92 51H93V50H92ZM125 51H126V50H125ZM147 51H148V50H147ZM147 51H146V52H147ZM167 51H168V50H167ZM180 51H181V50H180ZM184 51H185V50H184ZM204 51H205V50H204ZM209 51H210V50H209ZM212 51H211V52H212ZM220 51H221V49H220ZM222 51H223V50H222ZM250 51H251V50H250ZM2 52H5V54H7L5 49H4V51H2ZM2 52H1V54H2ZM26 52H27V50H26ZM26 52H24V53H26ZM70 52H72V51H70ZM98 52H100V51H98ZM102 52H103V51H102ZM113 52L115 53V50H114ZM127 52H128V51H127ZM140 52H141V51H140ZM153 52H154V51H153ZM169 52H170V51H169ZM169 52H168V53H169ZM172 52H173V51H172ZM175 52H176V51H175ZM186 52H187V51H186ZM193 52H194V51H193ZM201 52H202V50H201ZM216 52H217V51H216ZM223 52H224V51H223ZM253 52H254V51H253ZM16 53H17V52H16ZM18 53H19V52H18ZM37 53H39V52H37ZM42 53H43V52H42ZM55 53H56V52H55ZM73 53H74V51H73ZM151 53H152V52H151ZM151 53H150V54H151ZM156 53H157V52H156ZM161 53H162V52H161ZM164 53L166 54V52H164ZM164 53H163V54H164ZM170 53H171V52H170ZM173 53H174V52H173ZM178 53H179V52H178ZM195 53H196V52H195ZM204 53H205V52H204ZM207 53H208V52H207ZM217 53H218V52H217ZM225 53H227V52H225ZM242 53H244V52H242ZM1 54H0V55H1ZM27 54H31V52L28 51ZM27 54H26V55H27ZM45 54L47 55V53H45ZM49 54H50V53H49ZM100 54H101V53H100ZM100 54H99V55H100ZM106 54H107V53H106ZM142 54H143V53H142ZM152 54H153V53H152ZM159 54H160V53H159ZM159 54H158V55H159ZM175 54H176V53H175ZM183 54H184V53H183ZM193 54H194V53H193ZM202 54H203V52H202ZM223 54H224V53H223ZM228 54H229V53H228ZM230 54H231V53H230ZM247 54H250V53L248 52ZM8 55H9V52H8ZM8 55H7V56H8ZM52 55H54V54L52 53ZM60 55H61V54H60ZM64 55H65V54H64ZM87 55H88V54H87ZM95 55H97V54H95ZM95 55H94V56H95ZM153 55H155V54H153ZM153 55H152V56H153ZM177 55H178V54H177ZM177 55H176V56H177ZM208 55H209V54H208ZM231 55H232V54H231ZM233 55H234V54H233ZM242 55H243V54H242ZM28 56H29V55H28ZM28 56H27V58H28ZM30 56H31V55H30ZM79 56H80V55H79ZM83 56H84V54H83ZM91 56H92V55H90V57H91ZM100 56L102 57V55H100ZM112 56H114V55H112ZM147 56H148V55H147ZM149 56H151V55H149ZM169 56H170V55H169ZM186 56H187V55H186ZM228 56H229V55H228ZM240 56H241V55H240ZM262 56H263V55H262ZM0 57L3 58L2 55H1ZM14 57H15V56H14ZM55 57H56V55H55ZM61 57H62V56H60L59 58H61ZM65 57H66V56H65ZM65 57L63 56L62 58L65 59ZM73 57H74V56H73ZM87 57H88V56H87ZM92 57H93V56H92ZM92 57H91V58H92ZM107 57H108V55H107ZM115 57H116V56H115ZM117 57H118V56H117ZM153 57H154V56H153ZM158 57H159V56H158ZM163 57H164V56H163ZM165 57H166V55H165ZM193 57H194V56H193ZM193 57H192V58H193ZM231 57H232V56H231ZM231 57H230V58H231ZM6 58H7V57H6ZM22 58H23V57H22ZM53 58H54V57H53ZM59 58H57V60L60 61ZM71 58H72V57H71ZM71 58H70V60L73 61V60H72L73 58H72V59H71ZM85 58H86V57H85ZM99 58H100V57H99ZM99 58H98V59H99ZM113 58H114V57H113ZM113 58H112V59H113ZM120 58H121V57H120ZM124 58H125V57H124ZM154 58H155V57H154ZM233 58H234V56H233ZM242 58H244V57H242ZM245 58H246V56H245ZM245 58H244V59H245ZM254 58H255V56H254ZM17 59H18V58H17ZM49 59H50V60H49ZM49 59H48V61H49V62L51 61V62L53 63V65H56V64H57V63L54 64L55 62H53V61H55L56 59H55V60L53 59V61H52L51 58H49ZM67 59H68V57H67ZM67 59H66V60H67ZM87 59H88V58H87ZM89 59H90V58H89ZM95 59H96V58H95ZM143 59H144V57H143ZM159 59H160V58H159ZM177 59H178V56H177ZM217 59H218V58H217ZM3 60H4V59H3ZM29 60H30V58H29ZM70 60H69V62H70ZM77 60H78V59H77ZM102 60H103V58H102ZM116 60H117V59H116ZM118 60H119V59H118ZM127 60H128V58H127ZM139 60H140V59H139ZM145 60H146V58H145ZM182 60H184V59H182ZM191 60H192V59H191ZM213 60H214V59H213ZM0 61H1V60H0ZM6 61H7V60H6ZM21 61H22V60H21ZM41 61H42V60H41ZM41 61H40V63H41ZM48 61H47V63H46V61H45V59H44V62H45L46 64L49 63ZM61 61L63 62V60H61ZM86 61H87V60H86ZM95 61H96V60H95ZM95 61H94V62H95ZM100 61H101V60H100ZM119 61H120V60H119ZM131 61H132V59H131ZM160 61H162V60H160ZM178 61H179V60H178ZM216 61H217V60H216ZM4 62H5V61H4ZM16 62H17V61H16ZM16 62H15V63H16ZM23 62H24V61H23ZM25 62L27 63V61H25ZM29 62H30V61H28V63H29ZM84 62H85V60H84ZM89 62H90V61H89ZM89 62H88L87 64H89ZM107 62H109V61H107ZM111 62H112V61H111ZM132 62H133V61H132ZM138 62H139V61H138ZM138 62H137V63H138ZM163 62H164V61H163ZM172 62H173V61H172ZM179 62H180V61H179ZM184 62H185V61H184ZM232 62L234 63V61H232ZM244 62H245V61H244ZM253 62H254V61H253ZM263 62H264V61H263ZM5 63H6V62H5ZM28 63H27L26 65H28V68H29L30 64H28ZM30 63H31V62H30ZM92 63H93V62H92ZM99 63H100V62H99ZM113 63H114V62H113ZM123 63H126V62H123ZM133 63H134V62H133ZM175 63H176V62H175ZM180 63H181V62H180ZM1 64H2V63H1ZM24 64H25V63H24ZM37 64H38V63H37ZM66 64H67V63H66ZM85 64H86V63H85ZM97 64H98V63H97ZM118 64H121V63H118ZM118 64H117V65H118ZM129 64H130V63H129ZM143 64H145L144 61H143ZM150 64H151V63H150ZM182 64H183V63H182ZM201 64H202V63H201ZM231 64H232V63H231ZM246 64H247V63H246ZM248 64H249V63H248ZM257 64H258V63H257ZM6 65H7V64H6ZM16 65H17V64H16ZM26 65H25V66H26ZM39 65H40V64H39ZM43 65H44V64H43ZM76 65H77V64H76ZM93 65H94V64H93ZM111 65H112V63H111ZM115 65H116V64H115ZM165 65H167V64H165ZM175 65H176V64H175ZM190 65H191V64H190ZM193 65H194V64H193ZM198 65H199V64H198ZM235 65H236V64H235ZM242 65H243V64H242ZM1 66H2V65H1ZM17 66H18V65H17ZM23 66H24V65H23ZM25 66H24V67H25ZM44 66H45V65H44ZM74 66H75V65H74ZM84 66H86V65H84ZM95 66H96V65H95ZM113 66H114V64H113ZM151 66H152V65H151ZM156 66H157V65H156ZM254 66H255V65H254ZM254 66H253V67H254ZM6 67H7V66H6ZM19 67H20V66H19ZM38 67H39V66H38ZM38 67H37V68H38ZM49 67L52 68L53 66H51V64H50ZM64 67H65V66H64ZM79 67H80V66H79ZM88 67H89V66H88ZM109 67H110V66H109ZM116 67H118V66H116ZM116 67H115V68H116ZM125 67H126V65H125L123 68H125ZM131 67H132V66H131ZM131 67H130V68H131ZM138 67H139V65H138ZM140 67H141V64H140ZM158 67H159V65H158ZM175 67H176V66H175ZM185 67H186V66H185ZM226 67H228V66H226ZM231 67H232V65H231ZM231 67H229V68H231ZM233 67H234V66H233ZM236 67H237V66H236ZM4 68H5V67H4ZM15 68H16V67H15ZM28 68H27V69H28ZM34 68H35V67H34ZM41 68H42V67H41ZM45 68H46V67H45ZM47 68H48V67H47ZM56 68H57V65H56ZM68 68H69V67H68ZM73 68H74V67H73ZM85 68H86V67H85ZM97 68H98V67H97ZM97 68H96V69H97ZM136 68H137V67H136ZM136 68H135V69H136ZM141 68H142V67H141ZM141 68H139V69H141ZM177 68H178V67H177ZM243 68H245V67L243 66ZM261 68L264 69V65H263V67H261ZM1 69H2V68H1ZM7 69H8V68H7ZM11 69H12V68H11ZM18 69H20V68H18ZM58 69H59V67H58ZM65 69H66V68H65ZM83 69H84V68H83ZM106 69H107V66H106ZM106 69H105V70H106ZM118 69H119V71H120V68L118 67V68H117L116 70H114L113 72H115V71L117 72ZM156 69H157V67H156ZM167 69H168V68H167ZM196 69H197V68H196ZM237 69H238V68H237ZM257 69H258V68H257ZM13 70H14V69H13ZM13 70H12V71H13ZM28 70H29V69H28ZM33 70H34V69H33ZM41 70H42V69H41ZM69 70H70V69H69ZM88 70H89V69H88ZM94 70H95V69H94ZM123 70H124V69H123ZM125 70H126V69H125ZM137 70H138V69H137ZM157 70H161V69H157ZM178 70H179V69H178ZM222 70H223V69H222ZM222 70H221V71H222ZM232 70H234V69H232ZM232 70H231V71H232ZM242 70H244V69H242ZM260 70H261V69H260ZM6 71H7V70H6ZM17 71H18V70H17ZM39 71H40V70H39ZM66 71H67V70H66ZM80 71H81V69H80ZM85 71H87V70L85 69ZM85 71H84V72H85ZM132 71H133V73H134V70H132ZM138 71H140V70H138ZM141 71H142V69H141ZM144 71H145V70H144ZM147 71H148V70H147ZM150 71H151V70H150ZM194 71H195V70H194ZM199 71H200V70H199ZM211 71H212V70H211ZM221 71H220V72H221ZM235 71H236V69H235ZM246 71H247V70H246ZM255 71H257V70H255ZM261 71H262V70H261ZM1 72H2V71H1ZM21 72H22V71H21ZM28 72H29V71H28ZM42 72H44V71H42ZM64 72H65V71H64ZM92 72H93V70H92ZM96 72H97V71H96ZM121 72H122V71H121ZM123 72H124V71H123ZM125 72H126V71H125ZM125 72H124V73H125ZM128 72H129V69H128ZM135 72H136V71H135ZM155 72H156V71H155ZM155 72H153L154 75H157V74H155ZM157 72H158V71H157ZM160 72H161V71H160ZM167 72H168V71H167ZM185 72H186V71H185ZM238 72L240 73V71H238ZM242 72H243V71H242ZM248 72H249V71H248ZM248 72H247V73H248ZM252 72H253V69H252ZM14 73H15V72H14ZM45 73H47V72H45ZM50 73H51V72H50ZM53 73H54V71H53ZM60 73H61V71H60ZM85 73H86V72H85ZM107 73H108V72H107ZM111 73H112V72H111ZM131 73H132V72H131ZM131 73H130V74H131ZM137 73H138V72H137ZM137 73H136V74H137ZM141 73H142V72H141ZM144 73H145V72H144ZM162 73H163V72H162ZM170 73H171V72H170ZM170 73H169V74H170ZM188 73L190 74L189 71H188ZM198 73H199V72H198ZM247 73H246V74H247ZM257 73H258V72H257ZM6 74H7V72H6ZM11 74H12V73H10V75H11ZM42 74H43V73H42ZM58 74H59V73H58ZM65 74H66V73H65ZM74 74H75V73H74ZM76 74H77V73H76ZM80 74H81V73H80ZM82 74H84V73H82ZM104 74H106V73H104ZM121 74H122V73H121ZM121 74H120V75H121ZM127 74L129 75V73H127ZM147 74H148V73H147ZM177 74H178V73H177ZM189 74H188L187 77H189ZM225 74H226V73H225ZM225 74H224V75H225ZM241 74H242V73H241ZM251 74H252V73H251ZM7 75H8V74H7ZM25 75H26V73H25ZM28 75H29V74H28ZM60 75H61V74H60ZM70 75H71V74H70ZM84 75H85V74H84ZM96 75L98 76V74H96ZM106 75H107V74H106ZM106 75H105V76H106ZM118 75H119V74H118ZM120 75H119V76H120ZM125 75H126V73H125ZM139 75H140V74H139ZM160 75H161V74H160ZM160 75H158V76H160ZM181 75H182V74H181ZM190 75H192V74H190ZM196 75H197V74H196ZM198 75H199V74H198ZM198 75H197V77H199ZM201 75H204V74L201 73ZM229 75H230V74H229ZM2 76H3V75H2ZM2 76H0V77H2ZM40 76H41V74H40ZM46 76H47V75H46ZM51 76H52V75H50L49 78H50ZM54 76H55V75H54ZM54 76H53V77H54ZM79 76H80V75H79ZM81 76H82V75H81ZM97 76H96V77H97ZM107 76H108V75H107ZM112 76H113V74H112ZM126 76H127V75H126ZM130 76H131V75H130ZM142 76H143V75H142ZM152 76H153V74H152ZM171 76H172V73H171ZM171 76H170V77H171ZM218 76H219V74H218ZM234 76H235V73H234ZM237 76H238V75H237ZM239 76H240V75H239ZM5 77H6V76H5ZM22 77H24V76H22ZM25 77H26V76H25ZM38 77H39V75H38ZM55 77H56V76H55ZM59 77H61V76H59ZM62 77H63V76H62ZM62 77H61V78H62ZM71 77H72V76H71ZM77 77H78V76H77ZM86 77H87V76H86ZM90 77H91V76H90ZM110 77H111V74H110ZM114 77H115V76H114ZM114 77H113V79H114ZM132 77H133V76H132ZM137 77H138V76H137ZM155 77H156V76H155ZM194 77H195V76H194ZM200 77H202V76H200ZM203 77H204V76H203ZM203 77H202V79H203ZM216 77H217V76H216ZM224 77H225V76H224ZM245 77H246V76H245ZM248 77H250L249 74H248ZM262 77H263V76H262ZM43 78H44V77H43ZM46 78H47V77H46ZM78 78H79V77H78ZM102 78H103V76H102ZM139 78H140V77H139ZM142 78H143V77H142ZM162 78H163V77H162ZM164 78H165V76H164ZM164 78H163V79H164ZM166 78H167V77H166ZM172 78H173V76H172ZM178 78H179V76H178ZM181 78H183V77L181 76ZM189 78H193V77L190 76ZM227 78H228V77H227ZM240 78H241V76H240ZM3 79H5V78H3ZM10 79L12 80L13 78H10ZM50 79H51V78H50ZM52 79H53V78H52ZM57 79H58V78H57ZM68 79H69V78H68ZM79 79H80V78H79ZM83 79H84V78H82V80H83ZM89 79H90V78H89ZM97 79H98V78H97ZM97 79H96V81H97ZM116 79H117V78H116ZM118 79H120V78H118ZM136 79H137V78H136ZM136 79H134V80H136ZM143 79H145V78H143ZM146 79H147V78H146ZM168 79H169V81H170L171 78H168ZM196 79H198V78H196ZM196 79H194V80L196 81ZM225 79H226V78H225ZM242 79H243V78H242ZM246 79H247V78H246ZM258 79H259V77H258ZM14 80H15V79H14ZM48 80H49V79H47V81H48ZM53 80L55 81L56 79L54 78ZM90 80H91V79H90ZM124 80H125V78H124ZM130 80H131V79H130ZM137 80H138V79H137ZM189 80H190V79H189ZM199 80L202 81L201 79H199ZM204 80H205V79H204ZM6 81H7V80H6ZM19 81H20V80H19ZM24 81H25V80H24ZM26 81H27V80H26ZM54 81H53V82H54ZM57 81H58V80H57ZM72 81H73V80H72ZM74 81H75V80H74ZM79 81H80V80H79ZM93 81H94V80H93ZM102 81H103V79H102ZM118 81H119V80H118ZM151 81H152V79H151ZM174 81H175V80H174ZM179 81H180V80H179ZM182 81H183V80H182ZM186 81H187V80H186ZM190 81H191V80H190ZM192 81H193V79H192ZM192 81H191V82H192ZM197 81H198V80H197ZM233 81H234V80H233ZM249 81H250V80H249ZM253 81H254V79H253ZM258 81H259V80H258ZM21 82H22V81H21ZM60 82H61V79H60L59 83H60ZM94 82H95V81H94ZM116 82H117V81H116ZM132 82H133V81H132ZM136 82H137V81H136ZM139 82H140V79H139ZM143 82H144V81H143ZM149 82H150V81H149ZM155 82H157V81H155ZM159 82H161V81H159ZM164 82H165V81H164ZM183 82H184V81H183ZM203 82H204V81H203ZM6 83H7V82H6ZM17 83H18V81H17ZM55 83H56V81H55ZM57 83H58V82H57ZM61 83H64V81L61 82ZM61 83H60V84H61ZM73 83H74V82H73ZM113 83H114V82H113ZM129 83H131V82H129ZM134 83H135V82H134ZM137 83H138V82H137ZM169 83H170V82H169ZM197 83H198V82H197ZM201 83H202V82H201ZM210 83H211V82H210ZM212 83H215V82H212ZM234 83H235V82H234ZM239 83H240V82H239ZM248 83H249V82H248ZM259 83H260V82H259ZM262 83H263V85H264V82H261V84H262ZM12 84H13V82H12ZM44 84H45V83H44ZM82 84H83V83H82ZM89 84H90V83H89ZM102 84H103V83H102ZM104 84H105V83H104ZM120 84H121V83H120ZM127 84H128V83H127ZM138 84H139V83H138ZM150 84H151V82H150ZM154 84H156V83H154ZM157 84H158V83H157ZM157 84H156V86H157ZM174 84H175V83H174ZM185 84H186V83H185ZM191 84H192V83H191ZM202 84H203V83H202ZM228 84H229V83H228ZM228 84H227V85H228ZM231 84H232V83H231ZM235 84H236V83H235ZM246 84H247V83H246ZM253 84H254V83H253ZM253 84H250L251 87L254 86ZM13 85H14V84H13ZM55 85H56V84H55ZM130 85H131V84H130ZM135 85H136V84H135ZM139 85H140V84H139ZM141 85H142V84H141ZM159 85H160V84H159ZM163 85H165V84H163ZM163 85H162V86H163ZM170 85H171V84H170ZM183 85H184V84H183ZM183 85H181V86H183ZM194 85H195V83H194ZM248 85H249V84H248ZM248 85H247V86H248ZM3 86H4V85H3ZM3 86H2V87H3ZM14 86H16V85H14ZM57 86H58V85H57ZM64 86H65V85H64ZM64 86H62V87H64ZM85 86H86V85H85ZM110 86H111V85H110ZM110 86H109V87H110ZM115 86H116V84H115ZM119 86H120V85H119ZM124 86H125V85H124ZM124 86H123V87H124ZM143 86H144V85H143ZM149 86H150V85H147V87H149ZM152 86H153V85H152ZM152 86H151V88H152ZM162 86H161V89H162ZM243 86H244V85H243ZM255 86H256V85H255ZM53 87H54V86H53ZM59 87H60V86H59ZM83 87H84V86H83ZM112 87H113V86H112ZM120 87H121V86H120ZM147 87H146V88H147ZM183 87H184V86H183ZM189 87H190V86H189ZM189 87H188V88H189ZM193 87H194V86H193ZM5 88H6V87H5ZM17 88H18V87H17ZM78 88H80V87H78ZM84 88H85V87H84ZM97 88H98V87H97ZM97 88H96V89H97ZM101 88H102V87H101ZM101 88H100V89H101ZM127 88H128V87H127ZM127 88L124 89V90H128ZM133 88H134V87H133ZM136 88H137V87H136ZM163 88H166V87L163 86ZM168 88H169V86H168ZM177 88H178V86H177ZM185 88H186V87H185ZM198 88H199V87H198ZM210 88H211V87H210ZM213 88H214V90H215V86H214ZM224 88H225V87H224ZM226 88H227V87H226ZM226 88H225V90H226ZM228 88H229V87H228ZM257 88H258V89H257V92H258V91H259V87H257ZM263 88H264V87H263ZM12 89H14V88H12ZM50 89H51V88H50ZM50 89H49V90H50ZM54 89H55V88H54ZM58 89H59V88H58ZM62 89H63V88H62ZM93 89H94V88H92V90H93ZM129 89H130V87H129ZM148 89H149V88H148ZM161 89H159V90H160V92L162 93ZM174 89H175V88H174ZM207 89H208V88H207ZM207 89H206V90H207ZM217 89H218V85H217V87H216V91H217ZM235 89H236V88H235ZM240 89H241V88H240ZM252 89H254V88H251V90H252ZM3 90H4V89H3ZM14 90H15V89H14ZM18 90H19V89H18ZM37 90H38V89H37ZM77 90H78V89H77ZM132 90H133V89H132ZM134 90H135V89H134ZM137 90H138V89H137ZM141 90H142V89H141ZM149 90H150V89H149ZM159 90L157 89V91H159ZM167 90H168V89H167ZM169 90H170V89H169ZM200 90H201V89H200ZM218 90H219V89H218ZM220 90H221V89H220ZM223 90H224V89H223ZM229 90H231V89H229ZM242 90H243V89H242ZM242 90H241V91H242ZM246 90H247V89H246ZM9 91H10V90H9ZM12 91H13V90H12ZM12 91H11V92H12ZM50 91H51V90H50ZM55 91H56V90H55ZM102 91H103V90H102ZM109 91H111V90L109 89ZM116 91H117V90H116ZM139 91H140V90H139ZM163 91H164V89H163ZM202 91H203V90H202ZM241 91H240V92H241ZM247 91H250V89L247 90ZM255 91H256V90H255ZM263 91H264V90H263ZM52 92H53V91H52ZM105 92H106V91H105ZM112 92H113V91H112ZM114 92H115V91H114ZM121 92H122V91H121ZM125 92H127V91H125ZM128 92H129V91H128ZM136 92H137V91H136ZM154 92H155V91H154ZM164 92H165V91H164ZM164 92H163V93H164ZM211 92H212V91H211ZM217 92H218V91H217ZM3 93H4V92H2V94H3ZM56 93H57V92H56ZM97 93H98V92H97ZM97 93H96V94H97ZM102 93H103V92H102ZM102 93H101V94H102ZM119 93H120V92H119ZM130 93H131V91L129 92V94H130ZM152 93H153V92H152ZM181 93H183V92H181ZM199 93H200V92H199ZM233 93H234V92H233ZM247 93H248V92H247ZM250 93H251V92H250ZM258 93H259V92H258ZM20 94H21V93H20ZM45 94H46V93H45ZM54 94H55V93H54ZM54 94H53V95H54ZM108 94H109V92H108ZM110 94H111V93H110ZM117 94H118V92H117ZM129 94H128V95H129ZM137 94H138V93H137ZM150 94H151V93H150ZM150 94H149V95H150ZM156 94H157V92H156ZM159 94H160V93H159ZM172 94H173V91H172ZM187 94H188V93H187ZM201 94H202V93H201ZM219 94H220V92H219ZM231 94H232V93H231ZM240 94H241V93H240ZM253 94H254V93H253ZM21 95H22V94H21ZM58 95H59V94H58ZM91 95H92V94H91ZM103 95H105V94H103ZM115 95H116V94H115ZM121 95H122V93H121ZM123 95H124V94H123ZM128 95H127V97H129ZM157 95H158V94H157ZM174 95H176V93H174ZM178 95H179V94H177V96H178ZM228 95H229V91H228ZM3 96H4V95H3ZM22 96H23V95H22ZM22 96H21V97H22ZM39 96H40V93H39ZM43 96H44V95H43ZM43 96H42V97H43ZM49 96H50V95H49ZM107 96H108V95H107ZM117 96H118V95H117ZM137 96H138V95H137ZM159 96H160V95H159ZM159 96H158V97H159ZM163 96H164V95H163ZM167 96H168V95H167ZM172 96H173V95H172ZM201 96H202V95H201ZM201 96H200V97H201ZM211 96H212V95H211ZM238 96H239V95H238ZM255 96H257V95L255 94ZM255 96H254V97H255ZM6 97H7V96H6ZM25 97H27V96L25 95ZM73 97H74V96H73ZM105 97H106V96H104V98H105ZM110 97H111V96H110ZM170 97H171V95H170ZM180 97H181V96H180ZM190 97H191V96H190ZM225 97H226V96H225ZM234 97H235V96H234ZM234 97H233V98H234ZM242 97H243V96H242ZM260 97H261V96H260ZM1 98H2V96H1ZM15 98H16V97H15ZM22 98H23V97H22ZM52 98H53V97H52ZM65 98H66V97H65ZM78 98H79V97H78ZM100 98H101V97H100ZM113 98H114V96H113ZM117 98H118V97H117ZM125 98H126V97H125ZM143 98H144V97H143ZM150 98H151V95H150L149 99H150ZM171 98H172V97H171ZM174 98H175V97H174ZM198 98H199V97H198ZM231 98H232V97H231ZM261 98H262V97H261ZM45 99H46V98H45ZM89 99H90V98H89ZM89 99H88V100H89ZM108 99H109V98H108ZM123 99H124V98H123ZM126 99H127V98H126ZM132 99H133V96H132ZM141 99H142V98H141ZM141 99H139V100H141ZM147 99H148V95H147ZM167 99H168V98H167ZM172 99H173V98H172ZM178 99H179V98L177 97V100H178ZM226 99H227V98H226ZM226 99H225V100H226ZM236 99H237V98H236ZM236 99H235V101H237ZM241 99H242V98H241ZM23 100H24V99H23ZM41 100H42V99H41ZM54 100H55V99H54ZM57 100H58V99H57ZM79 100H80V99H79ZM100 100H101V99H100ZM117 100H118V99H117ZM120 100H121V99H120ZM190 100H191V99H190ZM229 100H230V99H229ZM249 100H250V99H249ZM256 100H257V99H256ZM5 101H6V100H5ZM60 101H61V100H60ZM60 101H59V102H60ZM109 101H110V100H109ZM121 101H122V100H121ZM132 101H133V100H132ZM150 101H151V99H150ZM154 101H155V100H154ZM157 101H158V100H157ZM157 101H156V103H157ZM243 101H244V100H243ZM258 101H259V100H258ZM258 101H257V102H258ZM38 102H39V100H38ZM43 102H44V101H43ZM53 102H54V101H53ZM56 102H57V101H56ZM66 102H67V101H66ZM70 102H71V101H70ZM79 102H80V101H79ZM107 102H108V101H107ZM119 102H120V101H119ZM126 102H127V101H126ZM137 102H138V101H137ZM148 102H149V101H148ZM151 102H152V101H151ZM173 102H174V101H173ZM182 102H183V101H182ZM194 102H195V101H194ZM208 102H209V101H208ZM214 102H215V101H214ZM260 102H261V101H260ZM2 103H3V102H2ZM62 103H64V101H63ZM89 103H90V101H89ZM104 103H106V102H104ZM113 103H114V102H112V104H113ZM129 103H130V101H129ZM152 103H153V102H152ZM152 103H151V105H152ZM190 103H191V102H190ZM203 103H204V102H203ZM247 103H248V102H247ZM3 104H4V103H3ZM6 104H7V103H6ZM13 104H14V103H13ZM42 104H43V103H42ZM56 104H57V103H56ZM73 104H74V103H73ZM75 104H76V103H75ZM77 104H79V103H77ZM102 104H103V103H102ZM117 104H118V103H117ZM131 104H132V102H131ZM134 104H135V103H134ZM139 104H140V103H139ZM149 104H150V103H149ZM149 104H148L147 106H151V105H149ZM159 104H160V102H159ZM182 104H183V103H181V105H182ZM195 104H196V103H195ZM195 104H194V105H195ZM204 104H205V103H204ZM204 104H202V105H204ZM220 104H221V103H220ZM224 104H225V103H224ZM229 104H233V103H229ZM229 104H228L227 106H229ZM235 104H236V102H235ZM245 104H246V103H245ZM14 105H15V104H14ZM20 105H21V104H20ZM45 105H46V103H45ZM58 105H59V104H58ZM87 105H88V104H87ZM105 105H106V104H105ZM172 105H173V104H172ZM179 105H180V104H179ZM197 105H198V104H197ZM258 105H259V104H258ZM4 106H5V105H4ZM4 106H3V107H4ZM7 106H8V104H7ZM11 106H12V105H11ZM42 106L44 107V105H41V107H42ZM63 106H64V105H63ZM63 106H62V107H63ZM69 106H70V105H69ZM73 106H74V105H73ZM91 106H92V105H91ZM99 106H100V105H99ZM103 106H104V105H103ZM108 106H109V105H108ZM113 106H114V105H113ZM116 106H117V105H116ZM124 106H125V104H124ZM136 106H137V105H136ZM141 106H142V105H141ZM154 106H155V105H154ZM154 106H153V107H154ZM156 106H157V105H156ZM182 106H183V105H182ZM184 106H185V105H184ZM209 106H210V104H209ZM220 106H221V105H220ZM230 106H231V105H230ZM234 106H235V105H234ZM236 106H237V105H236ZM244 106H245V105H244ZM12 107H13V106H12ZM55 107H56V105H55ZM59 107H60V106H59ZM65 107H66V106H65ZM65 107H64V108H65ZM120 107H122V106H120ZM145 107H146V105H145ZM170 107H171V106H170ZM192 107H193V106H192ZM192 107H191V108H192ZM204 107H205V106H204ZM231 107H232V106H231ZM15 108H16V107H15ZM73 108H74V107H73ZM83 108H84V107H83ZM83 108H82V109H83ZM92 108H93V107H92ZM110 108H112V107H110ZM115 108H116V107L114 106V109H115ZM149 108H150V107H149ZM159 108H160V107H159ZM159 108H158V109H159ZM187 108H188V107H187ZM198 108H199V107H198ZM209 108H210V107H209ZM209 108H208V109H209ZM242 108H243V107H242ZM10 109H11V108H10ZM13 109H14V108H13ZM24 109H25V108H24ZM24 109H23V110H24ZM40 109H42V108H40ZM62 109H63V108H62ZM74 109H76V108H74ZM103 109H104V108H103ZM107 109H108V107H107ZM112 109H113V108H112ZM112 109H110V110H112ZM122 109L124 110V108H122ZM134 109H135V108H134ZM134 109H133V110H134ZM151 109H152V108H151ZM154 109H155V108H154ZM161 109H163V108L161 107ZM165 109H166V108H165ZM173 109H174V108H173ZM175 109H176V108H175ZM192 109H193V108H192ZM195 109H196V108H195ZM202 109H203V108H202ZM206 109H207V108H206ZM208 109H207V110H208ZM211 109H212V108H211ZM218 109H219V108H218ZM218 109H217V110H218ZM223 109H224V107H223ZM250 109H251V108H250ZM6 110H7V109H6ZM18 110H19V109H18ZM42 110H43V109H42ZM72 110H73V109H72ZM76 110H77V109H76ZM83 110H84V109H83ZM91 110H92V109H91ZM91 110H90V111H91ZM104 110H105V109H104ZM120 110H121V109H120ZM139 110H142V109H139ZM147 110H148V109H147ZM179 110H180V109H179ZM182 110H183V109H182ZM188 110H189V109H188ZM209 110H210V109H209ZM235 110H236V109H235ZM235 110H233V111H235ZM240 110H241V109H240ZM243 110H244V109H243ZM243 110H242V111H243ZM254 110H255V109H254ZM8 111H9V110H8ZM10 111H11V110H10ZM64 111H65V110H64ZM70 111H71V110H70ZM70 111H69V112H70ZM100 111H101V110H100ZM121 111H122V110H121ZM144 111H145V110H144ZM153 111H154V110H153ZM155 111H157V110H155ZM159 111H160V109H159ZM168 111H169V110H168ZM201 111H202V110H201ZM204 111H205V109H204ZM231 111H232V110H230V112H231ZM236 111H237V110H236ZM245 111H246V109H245ZM247 111H248V110H247ZM20 112H22V111L20 110ZM37 112H38V111H37ZM107 112H108V111H107ZM113 112H115V111H113ZM113 112H112V113H113ZM127 112H128V111H127ZM131 112H132V111H131ZM140 112H141V111H140ZM161 112H162V110H161ZM187 112H188V111H187ZM189 112H191V111H189ZM189 112H188V113H189ZM192 112H194V111L192 110ZM1 113H2V111H1ZM1 113H0V114H1ZM3 113H4V112H3ZM11 113H13V112H11ZM15 113H16V112H15ZM17 113H18V112H17ZM22 113H23V112H22ZM54 113H55V112H54ZM66 113H68V112H66ZM70 113H71V112H70ZM70 113H69V114H70ZM75 113H76V112H75ZM149 113H151V112H149ZM159 113H160V112H159ZM173 113H174V112H173ZM180 113H181V112H180ZM197 113H198V112H197ZM217 113H218V112H217ZM223 113H224V112H223ZM225 113H226V111H225ZM227 113H228V112H227ZM231 113H232V112H231ZM236 113H237V112H236ZM241 113H242V112H241ZM247 113H248V112H247ZM253 113H254V111H253ZM5 114H6V113H5ZM8 114H9V113H8ZM8 114H7V116H9ZM18 114H19V113H18ZM27 114H28V113H27ZM56 114H57V112H56ZM61 114H62V112H61ZM72 114H73V113H72ZM91 114H92V113H91ZM93 114H94V113H93ZM103 114H104V113H103ZM121 114H122V113H121ZM126 114H127V113H126ZM140 114H141V113H140ZM140 114H138V116H139ZM151 114H152V113H151ZM160 114H161V113H160ZM165 114H166V112H165ZM176 114H177V113H176ZM201 114H203V113H201ZM205 114H206V113H205ZM210 114H211V113H210ZM238 114H239V112H238ZM250 114H251V113H250ZM23 115H24V113H23ZM73 115H74V114H73ZM73 115H72V116H73ZM86 115H87V114H86ZM110 115H111V114H110ZM119 115H120V113H119ZM136 115H137V114H136ZM143 115H144V114H143ZM154 115H155V113H154ZM162 115H163V114H162ZM174 115H175V114H173V116H174ZM186 115H187V114H186ZM186 115H185V116H186ZM227 115H228V114H227ZM229 115H230V113H229ZM0 116H1V115H0ZM4 116H5V115H4ZM7 116H5V117L7 118ZM17 116H18V115H17ZM62 116H63V114H62ZM67 116H69V115H67ZM75 116H76V115H75ZM125 116H126V115H125ZM125 116H124V117H125ZM144 116H146V115H144ZM155 116H156V115H155ZM155 116H154V117H155ZM164 116H165V115H164ZM177 116H179V114H178ZM191 116H192V115H191ZM198 116H199V115H198ZM206 116H207V115H206ZM224 116H226V115L224 114ZM233 116H234V114H233ZM263 116H264V115H263ZM5 117H4V118H5ZM19 117H22V116L19 115ZM63 117H64V116H63ZM122 117H123V116H121V118H122ZM126 117H127V116H126ZM126 117H125V119H126ZM141 117H142V116H140V118H141ZM152 117H153V116H152ZM165 117H166V116H165ZM183 117H184V116H183ZM222 117H223V116H222ZM236 117H237V116H236ZM236 117H235V118H236ZM257 117H258V116H257ZM260 117H261V116H260ZM260 117H259V118H260ZM9 118H11V117H9ZM138 118H139V117H138ZM143 118H144V117H143ZM150 118H151V117H150ZM187 118H188V117H187ZM187 118H186V119H187ZM194 118H195V117H194ZM210 118H211V117H210ZM216 118H217V117H216ZM232 118H233V117H232ZM242 118H244V117H242ZM242 118H241V119H242ZM248 118H249V117H248ZM250 118H251V117H250ZM250 118H249V119H250ZM7 119H8V118H7ZM19 119H20V118H19ZM37 119H38V118H37ZM147 119H148V118H147ZM147 119H146V121H147ZM180 119H181V118H180ZM180 119H179V120H180ZM182 119H183V118H182ZM217 119H218V118H217ZM226 119H227V118H226ZM230 119H231V118H230ZM245 119H246V117H245ZM257 119H258V118H257ZM262 119H263V118H262ZM8 120H9V119H8ZM38 120H39V119H38ZM48 120H49V119H48ZM61 120H62V119H61ZM90 120H91V119H90ZM95 120H96V119H95ZM97 120H98V119H97ZM135 120H136V119H135ZM140 120H141V119H140ZM142 120H143V119H142ZM144 120H145V119H144ZM233 120H234V118H233ZM233 120H232V121H233ZM236 120H237V119H236ZM238 120H239V119H238ZM254 120H255V119H254ZM4 121H5V120H4ZM4 121H3V122H4ZM20 121H22V118L20 119ZM70 121H71V120H70ZM74 121H75V120H74ZM76 121H77V120H76ZM88 121H89V120H88ZM91 121H92V120H91ZM125 121H127V120H125ZM150 121H151V120H150ZM166 121H167V120H166ZM170 121H171V120H170ZM172 121H173V119H172ZM174 121L176 122V119H175ZM180 121H181V120H180ZM185 121H186V120H185ZM206 121H207V120H206ZM211 121H212V120H211ZM214 121H215V120H214ZM216 121H217V120H216ZM229 121H230V120H229ZM245 121H246V120H245ZM256 121H257V120H256ZM16 122H17V121H16ZM16 122H15V123H16ZM40 122H41V121H40ZM106 122H107V121H106ZM118 122H120V121H118ZM137 122H138V121H137ZM156 122H157V121H156ZM192 122H193V121H192ZM212 122H213V121H212ZM252 122H254V121H252ZM252 122H251V123H252ZM261 122H263V121H261ZM8 123H9V122H8ZM18 123H19V121H18ZM55 123H56V122H55ZM74 123H75V122H74ZM78 123H79V122H78ZM94 123H95V122H94ZM111 123H112V122H111ZM127 123H128V122H127ZM141 123H143V122H141ZM149 123H150V122H149ZM167 123H168V122H167ZM170 123H171V122H170ZM236 123H238V122H236ZM0 124H1V123H0ZM96 124H97V123H96ZM96 124H95V125H96ZM104 124H105V123H104ZM143 124H145V122H144ZM158 124H159V123H158ZM168 124H169V123H168ZM173 124H174V123H173ZM224 124H225V123H224ZM238 124H239V123H238ZM238 124H237V125H238ZM252 124H253V123H252ZM257 124H258V123H257ZM261 124H262V123H261ZM6 125H7V124H6ZM16 125H17V124H16ZM68 125H69V124H68ZM72 125H73V124H72ZM77 125H79V124H77ZM91 125H92V124H91ZM102 125H103V124H102ZM148 125H149V124H148ZM152 125H153V124H152ZM162 125H163V124H162ZM170 125H172V124H169V126H170ZM174 125H175V124H174ZM181 125H182V124H181ZM213 125H214V124H213ZM213 125H212V126H213ZM228 125H229V124H228ZM235 125H236V124L234 123V126H235ZM237 125H236V126H237ZM239 125H240V124H239ZM3 126H4V125H3ZM3 126H2V127H3ZM73 126H74V125H73ZM106 126H107V125H106ZM123 126H125V125L123 124ZM135 126H136V125H135ZM135 126H134V127H135ZM138 126H139V125H138ZM140 126H141V125H140ZM144 126H146V125H144ZM144 126H143V127H144ZM154 126H155V125H154ZM172 126H173V125H172ZM172 126H170V127L172 128ZM175 126H176V128H177V125H175ZM38 127H40V126H38ZM43 127H44V126H43ZM46 127H47V126H46ZM53 127H54V126H53ZM96 127H97V125H96ZM96 127H94V128L96 129ZM108 127H109V126H108ZM128 127H129V126H128ZM143 127H142V128H143ZM156 127H157V126H156ZM186 127H187V126H186ZM190 127H191V126H190ZM207 127H209V125L206 126V128H207ZM213 127H214V126H213ZM238 127H239V126H238ZM240 127H242V126H240ZM257 127H258V126H257ZM260 127H261V126H260ZM260 127H259V128H260ZM9 128H12V127H9ZM13 128H14V127H13ZM17 128H18V127H17ZM23 128H24V127H23ZM69 128H70V126H69ZM71 128H72V127H71ZM99 128H100V127H99ZM135 128H136V127H135ZM135 128H132V131H133V129H135ZM148 128H149V127H148ZM154 128H155V127H154ZM157 128H158V127H157ZM157 128H155V129H157ZM168 128H169V127H168ZM206 128H204V129H206ZM210 128H211V127H210ZM217 128H218V126H217ZM233 128H234V127H233ZM244 128H245V127H244ZM255 128H256V126H255ZM20 129H21V128H20ZM50 129H51V128H50ZM92 129H93V128H92ZM106 129H107V128H106ZM136 129H137V128H136ZM149 129H150V128H149ZM155 129H154V130H155ZM158 129H159V128H158ZM165 129H166V128H165ZM172 129H173V128H172ZM190 129H191V128H190ZM242 129H243V128H242ZM242 129H241V130H242ZM260 129H262V128H260ZM263 129H264V128H263ZM73 130H74V129H73ZM93 130H94V129H93ZM140 130H141V129H139V131H140ZM143 130H144V128H143ZM182 130H183V129H182ZM213 130H214V128H213ZM249 130H250V129H249ZM10 131H11V130H10ZM10 131H9V132H10ZM12 131H13V130H12ZM49 131H50V130H49ZM54 131H55V130H54ZM112 131H113V130H112ZM132 131H131V132H132ZM141 131H142V130H141ZM145 131H146V130H145ZM149 131H150V130H149ZM157 131H158V130H157ZM172 131H174V130H172ZM180 131H181V130H180ZM244 131H245V130H244ZM255 131L257 132V131H259V129H258V130L255 129ZM42 132H44V131H42ZM57 132H58V131H57ZM57 132H56V133H57ZM86 132H87V131H86ZM115 132H116V130H115ZM131 132H130V133H131ZM135 132H137V131L135 130ZM167 132H168V131H167ZM175 132H176V130H175ZM214 132H215V130H214ZM237 132H238V131H237ZM239 132H240V131H239ZM242 132H243V131H242ZM253 132H254V131H253ZM0 133H2V131H0ZM12 133H13V132H12ZM49 133H50V132H49ZM51 133H52V131H51ZM74 133H75V132H74ZM139 133H140V132H139ZM141 133H142V132H141ZM151 133H152V132H151ZM156 133H157V132H156ZM158 133H159V132H158ZM186 133H187V132H186ZM212 133H213V132H212ZM258 133H259V132H258ZM13 134H14V133H13ZM17 134H18V133H17ZM54 134H55V133H54ZM57 134H59V133H57ZM132 134H133V133H132ZM148 134H149V133H148ZM171 134H172V133H171ZM177 134H178V131H177ZM177 134H175V135L177 136ZM245 134H246V133H245ZM9 135H10V134H9ZM11 135H12V134H11ZM11 135H10V136H11ZM15 135H16V133H15ZM55 135H56V134H55ZM55 135L52 134L53 137H54ZM90 135H91V134H90ZM146 135H147V134H146ZM189 135H190V134H189ZM203 135H204V133H203ZM208 135H209V133H208ZM221 135H222V134H221ZM237 135H238V134H237ZM259 135H261V134H259ZM13 136H14V135H13ZM57 136H58V135H56V137H57ZM59 136H60V135H59ZM69 136H70V135H69ZM80 136H81V135H80ZM109 136H110V134H109ZM115 136H116V135H115ZM115 136H113V137H115ZM143 136H144V135H143ZM150 136H151V135H150ZM153 136H156V135L153 133V134H152V138H153ZM171 136H172V135H171ZM180 136H181V134H180ZM219 136H220V135H219ZM255 136H256V135H255ZM261 136H262V135H261ZM0 137H3V136H0ZM18 137H19V135H18ZM56 137H55V138H56ZM66 137H67V136H66ZM111 137H112V136H111ZM133 137H134V136H133ZM147 137H148V136H147ZM159 137H160V136H159ZM184 137H185V136H184ZM210 137H211V136H210ZM221 137H222V136H221ZM12 138H13V137H12ZM34 138H35V137H34ZM59 138H60V137H59ZM62 138H63V137H62ZM62 138H61V139H62ZM121 138H122V137H121ZM127 138H128V137H127ZM139 138H140V137H139ZM148 138H149V137H148ZM180 138H181V137H180ZM253 138H254V137H253ZM263 138H264V137H263ZM10 139H11V137H10ZM89 139H90V138H89ZM142 139H143V138H142ZM155 139H156V138H155ZM174 139H175V138H174ZM217 139H218V138H217ZM219 139H220V138H219ZM2 140H3V139H2ZM13 140H14V139H13ZM52 140H53V139H52ZM56 140H57V139H56ZM91 140H92V139H91ZM94 140H95V139H94ZM124 140H125V138H124ZM128 140H130V138H129ZM159 140H160V139H159ZM181 140H182V139H181ZM185 140H186V139H185ZM205 140H206V139H205ZM210 140H211V139H210ZM213 140H214V139H213ZM246 140H247V139H246ZM256 140H257V139H256ZM262 140H263V139H262ZM10 141H11V140H10ZM59 141H60V139H59ZM69 141H70V139H69ZM73 141H74V140H73ZM79 141H81V140H79ZM121 141H122V140H121ZM144 141H145V139H144ZM147 141H148V140H147ZM153 141H154V138H153ZM165 141H166V140H165ZM171 141H172V140H171ZM197 141H198V140H197ZM50 142H51V141H50ZM75 142H76V141H75ZM77 142H78V141H77ZM123 142H125V141H123ZM123 142H121V143H123ZM130 142H131V141H130ZM149 142H150V139H149ZM174 142H175V141H174ZM180 142H181V141H180ZM189 142H190V140H189ZM208 142H209V141H208ZM214 142H216V141L214 140ZM214 142H213V143H214ZM247 142H248V141H247ZM0 143H2V145L4 144L3 141H1ZM5 143H6V142H5ZM7 143H8V142H7ZM10 143H12V142H10ZM52 143H53V141H52ZM58 143H59V142H58ZM65 143H66V142H65ZM83 143H84V142H83ZM89 143H90V142H89ZM136 143H137V142H136ZM144 143H145V142H144ZM151 143H152V142H151ZM162 143H163V142H162ZM169 143H170V142H169ZM184 143H185V141L183 142V144H184ZM187 143H188V141H187ZM199 143H200V142H199ZM223 143H224V142H223ZM234 143H235V142H234ZM13 144H14V143H13ZM19 144H20V143H19ZM53 144H54V143H53ZM55 144H56V143H55ZM62 144H63V143H62ZM68 144H69V143H68ZM72 144H73V143H72ZM93 144H94V143H93ZM124 144H125V143H124ZM140 144H141V143H140ZM152 144H153V143H152ZM183 144H182V145H183ZM197 144H198V142H197ZM208 144H209V143H208ZM218 144H219V142H218ZM16 145H18V144H16ZM16 145H15V146H16ZM74 145H75V144H73V146H74ZM79 145H80V144H79ZM79 145H77V147H79ZM100 145H101V144H100ZM106 145H107V144H106ZM128 145H129V143H128ZM128 145H127V147H128ZM160 145H161V144H160ZM211 145H212V144H211ZM213 145H214V144H213ZM213 145H212V146H213ZM11 146H12V145H11ZM11 146H10V148H11ZM26 146H27V145H26ZM58 146H59V145H58ZM69 146H70V144H69ZM71 146H72V145H71ZM75 146H76V145H75ZM133 146H134V144H133ZM135 146H136V144H135ZM150 146H151V145H150ZM161 146H162V145H161ZM161 146H160V147H161ZM164 146H166V145H164ZM167 146H168V145H167ZM185 146H186V144H185ZM188 146H189V145H188ZM216 146H217V145H216ZM224 146H225V145H224ZM2 147H3V146H2ZM56 147H57V146H56ZM77 147H76V148H77ZM93 147H94V146H93ZM129 147H130V146H129ZM144 147H145V146H144ZM153 147L156 148L157 146L152 145V148H153ZM180 147H181V146H180ZM182 147H183V146H182ZM227 147H228V146H227ZM237 147H238V146H237ZM239 147H240V146H239ZM27 148H29V147H27ZM36 148H37V147H36ZM39 148H40V147H39ZM43 148H44V147H43ZM74 148H75V147H74ZM79 148H80V147H79ZM86 148H87V147H86ZM136 148H137V147H136ZM138 148H139V147H138ZM138 148H137V149H138ZM142 148H143V147H142ZM145 148H146V147H145ZM171 148H172V147H171ZM200 148H201V147H200ZM212 148H213V147H212ZM232 148H233V147H232ZM248 148H249V146H248ZM255 148H256V147H255ZM29 149H30V148H29ZM54 149H55V148H54ZM57 149H58V148H57ZM57 149H56V152H57ZM60 149H61V148H60ZM140 149H141V148H140ZM143 149H144V148H143ZM188 149H189V147H188ZM234 149H235V148H234ZM8 150H9V149H8ZM8 150H7V151H8ZM42 150H43V149H42ZM80 150H81V149H80ZM85 150H86V149H85ZM163 150H165V149H163ZM180 150H181V149H180ZM253 150H254V149H253ZM38 151H39V150H38ZM71 151H72V150H71ZM73 151H74V150H73ZM90 151H91V150H90ZM120 151H121V150H120ZM131 151H132V150H131ZM157 151H158V150H157ZM177 151H178V150H177ZM182 151H183V150H182ZM189 151H190V149H189ZM196 151H197V150H196ZM220 151H221V150H220ZM235 151H236V150H235ZM9 152H10V151H9ZM77 152H78V151H77ZM80 152H81V151H80ZM96 152H97V151H96ZM141 152H142V151H141ZM141 152H140V153H141ZM143 152H144V151H143ZM147 152H148V151H147ZM154 152L156 153L155 150H154ZM191 152H192V150H191ZM191 152H190V153H191ZM194 152H195V151H194ZM223 152H224V150H223ZM48 153H49V152H48ZM68 153H69V152H68ZM110 153H112V152H110ZM138 153H139V152H138ZM202 153H203V151H202ZM256 153H258V152H256ZM29 154H31V153H29ZM75 154H76V153H75ZM89 154H90V153H89ZM96 154H97V153H96ZM118 154H119V153H118ZM123 154H124V152H123ZM131 154H132V153H131ZM187 154H188V153H187ZM192 154H193V153H192ZM196 154H197V153H196ZM196 154H195V155H196ZM212 154H213V153H212ZM217 154H218V153H217ZM225 154H226V153H225ZM260 154H261V153H260ZM45 155H46V154H45ZM54 155H55V154H54ZM63 155H65V154H63ZM66 155H67V154H66ZM73 155H74V154H73ZM79 155H80V154H79ZM79 155H78V156H79ZM90 155H91V154H90ZM90 155H89V157H90ZM128 155H129V154H128ZM135 155H136V154H135ZM139 155H140V154H139ZM173 155H174V154H173ZM183 155H184V154H183ZM195 155H194V156H195ZM235 155H236V154H235ZM235 155H234V157H235ZM57 156H58V155H57ZM67 156H68V155H67ZM104 156H105V155H104ZM123 156H124V155H123ZM133 156H134V155H133ZM133 156H132V157H133ZM140 156H141V155H140ZM174 156H175V155H174ZM178 156H179V155H178ZM181 156H182V155H181ZM181 156H180V157H181ZM191 156H193V155H191ZM200 156H201V155H200ZM218 156H219V155H218ZM227 156H228V155H227ZM251 156H252V155H251ZM62 157H63V156H62ZM86 157H87V155H86ZM86 157L84 156V158H86ZM94 157H95V155H94ZM97 157H98V156H97ZM130 157H131V156H130ZM169 157H170V156H169ZM187 157H188V155H187ZM237 157H238V156H237ZM249 157H250V156H249ZM60 158H61V157H60ZM76 158H77V157H76ZM80 158H81V157H80ZM109 158H110V157H109ZM125 158H126V157H125ZM127 158H128V157H127ZM140 158H141V157H140ZM188 158H189V157H188ZM192 158H193V157H192ZM219 158H221V157H219ZM219 158H217V159H219ZM91 159H92V158H91ZM131 159H132V158H131ZM141 159H142V158H141ZM144 159H145V158H144ZM146 159H147V158H146ZM153 159H154V158H151V160H153ZM163 159H164V158H163ZM165 159H166V158H165ZM173 159H174V158H173ZM178 159H179V158H178ZM196 159H197V158H196ZM230 159H231V158H230ZM45 160H46V159H45ZM64 160H65V159H64ZM73 160H74V159H73ZM73 160H72V161H73ZM82 160H83V159H82ZM88 160H89V158H88ZM129 160H130V159H129ZM151 160H150V161H151ZM154 160H155V159H154ZM188 160H189V159H188ZM190 160H191V158H190ZM238 160H239V159H238ZM61 161H62V159H61ZM127 161H128V160H127ZM142 161H143V160H142ZM148 161H149V160H148ZM150 161H149V162H150ZM157 161H158V160H157ZM196 161H197V160H196ZM224 161H225V160H224ZM7 162H8V161H7ZM25 162H26V161H25ZM59 162H60V161H59ZM59 162H57V163H59ZM70 162H71V161H70ZM74 162H75V161H74ZM139 162H140V160H139ZM143 162H144V161H143ZM154 162H155V161H154ZM164 162L167 163V161H164ZM194 162H195V161H194ZM211 162H212V161H211ZM251 162H252V161H251ZM60 163H61V162H60ZM60 163H59V164H60ZM66 163H67V162H66ZM71 163H72V162H71ZM92 163H93V162H92ZM96 163H97V162H96ZM114 163H115V162H114ZM140 163H141V162H140ZM147 163H148V162H147ZM152 163H153V162H152ZM182 163H184V161H183ZM197 163H198V162H197ZM240 163H241V162H240ZM4 164H5V163H4ZM74 164H76V162H75ZM82 164H83V163H82ZM128 164H129V163H128ZM134 164H135V163H134ZM141 164H142V163H141ZM171 164H172V163H171ZM203 164H204V163H203ZM245 164H246V163H245ZM71 165H72V164H71ZM76 165H78V164H76ZM97 165H98V164H97ZM99 165H100V164H99ZM99 165H98V167H99ZM115 165H116V164H115ZM119 165H120V164H119ZM121 165H122V164H121ZM132 165H133V164H132ZM168 165H169V164H168ZM189 165H190V164H189ZM191 165H192V164H191ZM210 165H211V164H210ZM242 165H243V164H242ZM9 166H10V165H9ZM53 166H54V165H53ZM62 166H63V165H62ZM122 166H123V165H122ZM169 166H170V165H169ZM193 166H194V165H193ZM65 167H66V166H65ZM100 167H101V166H100ZM110 167H111V166H110ZM116 167H119V166L117 165ZM123 167H124V166H123ZM134 167H135V166H134ZM134 167H133V168H134ZM139 167H140V165H139ZM147 167L150 168V166H147ZM154 167H155V165H154ZM154 167H153V168H154ZM164 167L166 168L165 165H164ZM170 167H171V166H170ZM184 167H185V166H184ZM194 167H195V166H194ZM223 167H224V166H223ZM230 167H231V166H230ZM239 167H240V166H239ZM59 168H60V167H59ZM62 168H63V167H62ZM78 168H79V167H78ZM93 168H94V167H93ZM108 168H109V167H108ZM121 168H122V167H121ZM121 168H120V169H121ZM140 168H141V167H140ZM151 168H152V167H151ZM168 168H169V167H168ZM199 168H200V167H199ZM201 168H203V166H202ZM212 168H213V167H212ZM221 168H222V167H221ZM75 169H76V168H75ZM79 169H80V168H79ZM99 169H100V168H99ZM105 169H106V168H105ZM116 169H117V168H116ZM142 169H143V168H142ZM142 169H141V170H142ZM145 169H146V168H145ZM154 169H155V168H154ZM154 169H153V170H154ZM163 169H164V168H163ZM171 169H173V168H171ZM252 169H253V168H252ZM16 170H18V169H16ZM48 170H49V169H48ZM65 170H66V169H65ZM71 170H72V169H71ZM86 170H87V169H86ZM100 170H101V169H100ZM113 170H114V168H113ZM121 170H122V169H121ZM153 170H152V171H153ZM157 170H158V169H157ZM167 170H168V169H167ZM192 170H193V169H192ZM215 170H216V169H215ZM220 170H221V169H220ZM222 170H223V169H222ZM226 170H227V169H226ZM246 170H247V169H246ZM66 171H67V170H66ZM69 171H70V170H69ZM84 171H85V170H84ZM96 171H98V170L96 169ZM96 171H95V172H96ZM115 171H116V170H115ZM138 171L140 172V169H139ZM152 171H151V172H152ZM170 171H171V170H170ZM177 171H178V170H177ZM201 171H202L201 169H200V171L198 170V172H200V173H201ZM224 171H225V170H224ZM236 171H237V170H236ZM263 171H264V170H263ZM15 172H16V171H15ZM50 172H51V171H50ZM57 172H58V171H57ZM64 172H65V171H64ZM73 172H74V171H73ZM90 172H91V171H90ZM108 172H109V171H108ZM128 172H129V171H128ZM151 172H150V174H151ZM153 172H155V171H153ZM162 172H163V171H162ZM183 172H185V170H184ZM245 172H246V171H245ZM80 173H81V172H80ZM100 173H101V172H100ZM100 173H99V174H100ZM155 173H156V172H155ZM164 173H165V172H164ZM167 173H168V172H167ZM169 173H170V172H169ZM236 173H238V172H236ZM239 173H240V172H239ZM88 174H89V173H88ZM90 174H91V173H90ZM95 174H96V173H95ZM97 174H98V173H97ZM112 174H113V177H114V173H112ZM115 174H116V173H115ZM139 174H140V173H139ZM145 174H146V173L144 172V175H145ZM147 174H148V173H147ZM156 174H157V173H156ZM217 174H218V173H217ZM250 174H251V173H250ZM100 175H102V174H100ZM123 175H124V174H123ZM151 175L153 176L154 174H151ZM165 175H166V174H165ZM165 175H164V177H165ZM169 175H170V174H169ZM232 175H233V174H232ZM91 176H93V175H91ZM94 176H96V175H94ZM94 176H93V177H94ZM171 176H172V175H171ZM173 176H174V175H173ZM186 176H188V175H186ZM192 176H193V175H192ZM198 176H199V175H198ZM235 176H236V175H235ZM58 177H59V176H58ZM74 177L76 178V176H74ZM98 177H99V176H98ZM111 177H112V176H111ZM127 177H128V176H127ZM131 177H132V176H131ZM133 177H134V175H133ZM143 177H144V176H142L140 179L142 180ZM149 177H150V175H149ZM154 177H155V175H154ZM221 177H222V176H221ZM224 177H225V176H224ZM227 177H228V176H227ZM55 178H56V176H55ZM84 178H86V177H84ZM95 178H96V177H95ZM99 178H100V177H99ZM106 178H107V176H106ZM108 178H110V177H108ZM116 178H117V177H116ZM122 178H123V177H122ZM122 178H121V179H122ZM129 178H130V177H129ZM147 178H148V177H147ZM156 178H157V177H156ZM156 178H154V179H156ZM191 178H192V177H191ZM193 178H194V177H193ZM231 178H232V177H231ZM263 178H264V177H263ZM36 179H37V178H36ZM50 179H51V178H50ZM62 179H63V178H62ZM91 179H92V178H91ZM101 179H102V177H101ZM101 179H100V180H101ZM111 179L114 181V178H111ZM124 179H125V178H124ZM135 179H136V177H135ZM143 179H144V178H143ZM95 180H97V178H96ZM144 180H145V179H144ZM147 180H148V179H147ZM151 180H153V179H151ZM151 180H150V181H151ZM163 180H164V179H163ZM167 180H168V178H167ZM62 181H63V180H62ZM62 181H61V184H62V186H63L64 184H63ZM86 181H87V180H86ZM102 181H103V180H102ZM110 181H111V180H110ZM136 181H137V180H136ZM171 181H172V180H171ZM173 181H174V180H173ZM173 181H172V182H173ZM52 182H53V181H52ZM65 182H66V180H65ZM71 182H72V181H71ZM106 182H108V181L106 180ZM106 182H105V184H106ZM144 182H145V181H144ZM144 182H142V183H143V184H142L143 187H145V186H144ZM157 182H158V180H157ZM157 182H156V183H157ZM179 182H180V181H179ZM197 182H198V181H197ZM38 183H39V182H38ZM57 183H59V182L57 181ZM67 183H68V182H67ZM69 183H70V182H69ZM69 183H68V184H69ZM98 183H99V182H98ZM103 183H104V182H103ZM114 183H115V182H114ZM122 183H123V181H122ZM138 183H139V182H138ZM145 183H148V182H145ZM250 183H251V182H250ZM59 184H60V183H59ZM72 184H73V183H72ZM74 184H75V183H74ZM107 184H108V183H107ZM124 184H125V183H124ZM140 184H141V183H140ZM239 184H240V183H239ZM239 184H238V185H239ZM52 185H53V184H52ZM96 185H97V184H96ZM111 185H112V184H111ZM133 185H134V184H133ZM150 185H151V183H150ZM155 185H156V184H155ZM158 185H159V184H158ZM173 185L175 186L174 183H173ZM55 186H56V185H55ZM67 186H69V185H67ZM77 186H78V185H77ZM81 186H82V185H81ZM112 186H113V185H112ZM137 186H138V185H137ZM153 186H154V185H153ZM153 186H152V187H153ZM171 186H172V185H171ZM174 186H173V187H174ZM59 187H60V186H59ZM71 187L74 188L72 185H71ZM75 187H76V186H75ZM98 187H99V186H98ZM103 187H104V185H103ZM110 187H111V186H110ZM114 187H115V185H114ZM117 187H118V186H117ZM120 187H121V186H119V188H120ZM129 187H130V186H129ZM152 187L150 186V188H152ZM169 187H170V186H169ZM169 187H168V188H169ZM175 187L178 188L177 186H175ZM180 187H181V186H180ZM242 187H243V186H242ZM43 188H44V187H43ZM65 188H66V187H65ZM68 188H69V187H68ZM81 188H82V187H81ZM93 188H94V187H93ZM106 188H107V187H106ZM145 188H146V187H145ZM156 188H157V187H156ZM165 188H167V187H165ZM170 188H171V187H170ZM236 188H237V187H236ZM56 189H57V188H56ZM63 189H64V187H63ZM63 189H61V190H63ZM66 189H67V188H66ZM66 189H64V190L67 192L68 189H67V190H66ZM69 189H70V188H69ZM74 189L76 190V188H74ZM117 189H118V188H117ZM117 189H116V190H117ZM124 189H125V187H124ZM135 189H136V188H135ZM143 189H144V188H143ZM157 189H158V188H157ZM157 189H156V190H157ZM160 189H161V188H160ZM173 189H174V188H173ZM70 190H71V189H70ZM77 190H78V188H77ZM79 190H80V189H79ZM79 190H78V191H79ZM83 190H84V189H83ZM83 190H82V192H83ZM116 190H115V191H116ZM146 190H148V186H147ZM174 190H175V189H174ZM72 191H74V190L72 189ZM105 191H106V190H105ZM111 191H112V190H111ZM124 191H125V190H124ZM131 191H132V190H131ZM193 191H194V190H193ZM213 191H214V190H213ZM243 191H244V190H243ZM243 191H242V192H243ZM253 191H254V190H253ZM40 192H41V191H40ZM43 192L45 193V189L43 190ZM46 192H47V195H48V194H49V193H48V190H47ZM55 192H56V191H55ZM61 192H62V191H61ZM61 192H58V193H61ZM70 192H71V191H69V195H70ZM76 192H77V191H76ZM85 192H86V191H85ZM150 192H151V191H150ZM171 192H172V191H171ZM171 192H169V194H170ZM187 192H188V190H187ZM199 192H200V191H199ZM44 193H43V194H44ZM58 193H57V194H58ZM63 193H64V191H63ZM63 193H62V194H63ZM71 193H72V192H71ZM73 193H74V192H73ZM73 193H72V194H73ZM80 193H81V191L78 192L79 195H81ZM101 193H102V192H101ZM110 193H111V192H110ZM125 193H126V192H125ZM45 194H46V193H45ZM74 194H76V193H74ZM74 194H73V195H74ZM107 194H108V193H107ZM121 194H122V193H121ZM133 194H134V193H133ZM150 194H151V193H150ZM162 194H164V192H163ZM169 194L167 193L168 196H169ZM182 194H183V193H182ZM239 194H240V193H239ZM49 195H51V194H49ZM49 195H48V196H49ZM60 195H61V194H60ZM64 195H65V194H64ZM109 195H110V194H109ZM117 195H118V194H117ZM167 195H166V196H167ZM180 195H181V194H180ZM183 195H184V194H183ZM0 196H1V195H0ZM43 196H44V195H43ZM65 196H66V195H65ZM65 196H63V197H65ZM87 196H89V195H86V197H87ZM103 196H104V195H103ZM110 196H111V195H110ZM124 196H125V195H124ZM131 196H132V195H131ZM136 196H137V195H136ZM145 196H146V195H145ZM147 196H148V195H147ZM149 196H150V195H149ZM149 196H148V197H149ZM160 196H161V195H160ZM164 196H165V195H164ZM164 196H163V198H161V200L164 199ZM168 196H167V197H168ZM170 196H172V195H170ZM170 196H169V197H170ZM174 196H175V195H174ZM214 196H215V195H214ZM232 196H233V195H232ZM235 196H236V195H235ZM235 196H234V197H235ZM45 197L47 198V196H45ZM69 197H70V196H69ZM74 197H76V196H74ZM80 197H81V196H80ZM82 197H83V195H82ZM86 197H84V198H86ZM172 197H173V196H172ZM172 197H171V198H172ZM51 198H52V197H51ZM60 198H61V197H60ZM84 198H83V199H84ZM108 198H109V197H108ZM118 198H119V197H118ZM145 198H146V197H145ZM151 198H154V197H151ZM151 198H149V200H148L147 198H146V199H147L148 201H151V200H152ZM165 198H166V197H165ZM194 198H195V197H194ZM220 198H221V197H220ZM49 199H50V197H49L47 200H49ZM52 199H53V198H52ZM61 199H62V198H61ZM64 199H65V198H64ZM67 199H69V198H67ZM73 199H75V198H73ZM76 199H77V198H76ZM76 199H75V200H76ZM79 199H80V198H79ZM83 199H82V201H83ZM166 199H167V198H166ZM169 199H170V198H169ZM176 199H178V198H176ZM235 199H236V198H235ZM69 200H70V199H69ZM69 200H67V201H69ZM85 200H86V199H85ZM85 200H84V202H85ZM90 200H91V199H90ZM105 200H106V199H105ZM194 200H195V199H194ZM55 201H56V200H55ZM65 201H66V200H65ZM70 201H71V200H70ZM148 201H147V202H148ZM152 201H153V200H152ZM173 201H174V200H173ZM51 202H52V200H51ZM73 202H75V201L73 200ZM77 202H78V199H77ZM84 202H83V203H84ZM90 202H91V201H90ZM153 202H154V201H153ZM153 202H152V203H153ZM169 202H170V201H169ZM202 202H203V200H202ZM207 202H208V201H207ZM44 203H45V202H44ZM65 203H66V202H65ZM85 203H86V204L84 205V204H82V202H81L82 206H83V205L85 206V207H83V208H86V209H87V206H86V205H87V202H85ZM114 203H115V202H114ZM145 203H146V202H144V204H145ZM149 203H151V202H149ZM154 203H155V202H154ZM170 203H171V202H170ZM188 203H189V202H188ZM199 203H200V202H199ZM67 204L69 205V203H67ZM81 204H80V205H81ZM89 204H90V203H89ZM91 204H93V203H91ZM91 204H90V205H91ZM118 204H119V203H118ZM178 204H179V203H178ZM70 205H71V204H70ZM80 205H78V208H79ZM138 205H139V204H138ZM72 206H73V203H72ZM72 206H70V207H72ZM93 206H94V205H93ZM93 206L91 205V207H93ZM117 206H118V205H117ZM129 206H130V205H129ZM144 206H145V205H144ZM151 206H152V204H151ZM162 206H163V205H162ZM166 206H167V205H166ZM175 206H176V205H175ZM76 207H77V206H76ZM139 207H140V206H139ZM154 207H155V206H154ZM74 208H75V206H74ZM135 208H136V207H135ZM135 208L133 207L134 210H135ZM146 208H147V206H146ZM146 208H145V209H146ZM152 208H153V207H152ZM176 208H178V207L176 206ZM182 208H183V207H182ZM182 208H181V209H182ZM45 209H46V207H45ZM81 209H82V208L80 207V210H81ZM89 209H90V207H89ZM91 209H92V208H91ZM91 209H90V210H91ZM110 209H111V208H110ZM121 209H122V208H121ZM171 209H172V207H171ZM179 209H180V207H179ZM70 210H71V209H70ZM77 210H78V209H77ZM95 210H96V209H95ZM95 210H94V211H95ZM122 210H123V209H122ZM140 210H142V209H140ZM151 210H152V209L148 210L149 213L152 212ZM173 210H174V209H173ZM176 210H177V209H176ZM57 211H58V210H57ZM63 211H64V210H63ZM87 211H88V209H87ZM137 211H138V207H137ZM162 211H163V210H162ZM164 211H165V210H164ZM168 211H169V210H168ZM174 211H175V210H174ZM177 211H178V210H177ZM221 211H222V210H221ZM75 212L77 213V211H75ZM80 212H82V211H80ZM88 212H89V211H88ZM141 212H142V211H141ZM183 212H184V211H183ZM63 213H64V212H63ZM63 213H62V214H63ZM85 213H86V212H85ZM123 213H124V212H123ZM133 213L135 214V212H133ZM149 213H148V214H149ZM152 213H153V212H152ZM167 213H168V212H167ZM175 213H176V212H175ZM186 213H187V212H186ZM208 213H209V212H208ZM259 213H260V212H259ZM64 214H65V213H64ZM64 214H63V215H64ZM78 214H79V212H78ZM83 214H84V213H83ZM87 214H88V213H87ZM89 214L92 215V213H90V212H89ZM134 214H133V215H134ZM143 214H144V213H143ZM172 214H173V213H172ZM67 215H68V214H67ZM80 215H81V214H80ZM108 215H109V214H108ZM182 215H183V214H182ZM85 216H86V214H85ZM125 216H126V215H125ZM149 216H150V214H149ZM161 216L163 217V215H161ZM186 216H187V215H186ZM224 216H225V215H224ZM226 216H227V215H226ZM262 216H263V215H262ZM83 217H84V216H83ZM83 217H82V218H83ZM87 217H89V216L87 215ZM87 217H85V220H86ZM91 217H93V216H91ZM117 217H118V216H117ZM117 217H116V218H117ZM150 217H151V216H150ZM150 217H149V219H150ZM162 217H161V218H162ZM166 217H167V216H166ZM179 217H180V216H179ZM182 217H183V216H182ZM78 218H80V217H78ZM93 218H94V217H93ZM147 218H148V217H147ZM159 218H160V217H159ZM194 218H195V217H194ZM224 218H225V217H224ZM113 219H114V218H113ZM113 219H112V221H113ZM118 219H119V218H118ZM120 219H121V218H120ZM163 219H166V218H163ZM167 219H168V218H167ZM184 219H185V218H184ZM229 219H231V218H229ZM80 220H81V219H80ZM83 220H84V219H83ZM127 220H128V219H127ZM150 220H151V219H150ZM150 220H147V221H150ZM189 220H190V218H189ZM262 220H263V219H262ZM74 221H75V220H74ZM114 221H115V219H114ZM114 221H113V222H114ZM134 221H135V220H134ZM160 221H161V220H160ZM160 221H159V222H160ZM163 221H164V220H163ZM190 221H191V220H190ZM199 221H200V220H199ZM233 221H234V220H233ZM124 222H125V221H124ZM127 222H128V221H127ZM170 222H171V221H170ZM179 222H180V221H179ZM259 222H260V221H259ZM94 223H95V221H94ZM121 223H122V222H121ZM128 223H129V222H128ZM135 223H136V222H135ZM163 223H164V222H163ZM192 223H193V222H192ZM204 223H205V222H204ZM90 224H91V223H90ZM113 224H114V223H113ZM113 224H112V225H113ZM136 224H137V223H136ZM148 224H149V222H148ZM164 224H166V221H165ZM184 224H185V223H184ZM190 224H191V222H190ZM227 224H228V223H227ZM94 225H96V224H94ZM116 225H117V224H116ZM140 225H141V224H140ZM156 225H157V224H156ZM158 225H159V224H158ZM158 225H157V226H158ZM160 225H161V224H160ZM160 225H159V226H160ZM186 225H187V224H186ZM202 225H203V224H202ZM206 225H207V224H206ZM231 225H233V224H231ZM117 226H118V225H117ZM146 226L149 227V225H146ZM146 226H144V229H145V231L148 232V230H146V228H145ZM157 226H156V227H157ZM161 226H162V225H161ZM164 226H165V225H164ZM174 226H175V225H174ZM192 226H193V224H192ZM196 226H197V225H196ZM263 226H264V225H263ZM263 226H262V229L264 228ZM88 227H89V226H88ZM98 227H99V226H98ZM167 227H168V226H167ZM177 227H178V226H177ZM186 227H187V226H186ZM188 227H189V226H188ZM209 227H210V226H209ZM93 228L95 229V226H94ZM111 228H112V227H111ZM114 228H115V227H114ZM114 228H113V229H114ZM122 228H123V227H122ZM157 228H158V227H157ZM157 228H156V229H157ZM169 228H170V227H169ZM175 228H176V227H175ZM203 228H204V227H203ZM206 228H207V227H206ZM88 229H89V228H88ZM120 229H121V227H120ZM130 229H131V228H130ZM148 229H149V228H148ZM151 229H153V228L151 227ZM191 229H192V228H191ZM90 230H91V229H90ZM97 230H98V229H97ZM135 230H136V229H135ZM197 230H198V229H197ZM98 231H99V230H98ZM151 231H153V230H151ZM167 231H168V230H167ZM204 231H205V230H204ZM93 232H95V231H93ZM112 232H113V231H112ZM116 232H117V231H116ZM116 232H115V233H116ZM147 232H144V237H145L144 239H146L145 233H147ZM156 232H157V230H156ZM171 232H172V231H171ZM190 232H191V231H190ZM197 232H198V231H197ZM207 232H208V231H207ZM209 232H210V231H209ZM96 233H97V232H96ZM120 233H121V232H120ZM126 233H127V232H126ZM93 234H95V233H93ZM111 234H112V233H111ZM149 234H150V233H149ZM191 234H192V233H191ZM195 234H196V233H195ZM263 234H264V233H263ZM117 235H118V234H117ZM130 235H131V234H130ZM146 235H148V233H147ZM151 235H152V234H151ZM151 235H150V236H151ZM91 236H92V235H91ZM104 236H105V235H104ZM122 236H123V235H122ZM153 236H154V235H153ZM99 237H100V236H98V238H99ZM101 237H102V236H101ZM115 237H117V236L115 235ZM120 237H121V235H120ZM120 237H119V238H120ZM131 237H132V236H131ZM158 237H159V236H158ZM201 237H202V236H201ZM207 237H208V236H207ZM238 237H239V236H238ZM241 237H242V236H241ZM244 237H245V236H244ZM91 238H92V237H91ZM95 238H96V237H95ZM102 238H103V237H102ZM108 238H109V237H108ZM128 238H129V237H128ZM191 238H192V237H191ZM197 238H198V237H197ZM99 239H100V238H99ZM112 239H114V238H112ZM238 239H239V238H238ZM92 240H93V239H92ZM108 240H109V239H108ZM126 240H128V239L126 238ZM134 240H135V239H134ZM153 240H154V239H153ZM246 240H247V239H246ZM110 241H111V240H110ZM110 241H109V244H108V245L111 244ZM113 241H114V243H115V239H114ZM116 241H118V240L116 239ZM119 241H120V239H119ZM121 241H122V240H121ZM121 241H120V244H121ZM147 241H148V238H147ZM150 241H151V240H150ZM159 241H160V240H159ZM98 242H99V240H98ZM103 242H104V240H103ZM105 242H106V241H105ZM122 242H123V241H122ZM126 242H127V241H126ZM126 242H124V243H126ZM136 242H138V241H136ZM151 243H152V242H151ZM155 243H156V242H155ZM163 243H164V242H163ZM93 244H94V243H93ZM117 244H118V243H117ZM138 244H139V243H138ZM145 244H146V243H145ZM149 244H150V242L148 243V245H149ZM159 244H160V243H159ZM193 244H194V243H193ZM201 244H202V243H201ZM205 244H206V243H205ZM99 245H100V242H99ZM111 245H114V244H111ZM111 245H110V246H111ZM121 245H122V244H121ZM121 245H120V246H121ZM127 245H128V244H127ZM130 245H132V243H131ZM130 245H129V247H130ZM152 245H153V243H152ZM152 245L150 246V248H152ZM155 245H156V244H155ZM206 245H207V244H206ZM209 245H210V244H209ZM104 246L106 247L105 244H104ZM146 246H147V244H146ZM159 246H160V245H159ZM161 246H162V245H161ZM167 246H168V245H167ZM191 246H192V244H191ZM102 247H103V246H102ZM105 247L103 248L104 250L106 249ZM113 247L115 248V246H113ZM113 247H112V248H113ZM118 247H119V246H118ZM217 247H218V246H217ZM246 247H247V246H246ZM114 248H113V249H114ZM130 248H131V247H130ZM147 248H149V247H147ZM150 248H149V249H150ZM162 248H163V247H162ZM202 248H203V247H202ZM250 248H251V247H250ZM100 249H102V248L100 247ZM120 249H121V247H120ZM138 249H139V248H138ZM156 249H157V247H156ZM130 250H131V249H130ZM157 250H158V249H157ZM101 251H103V250H101ZM107 251H108V250H107ZM120 251H121V250H120ZM138 251H139V250H138ZM152 251H153V250H152ZM169 251H170V250H169ZM176 251H177V250H176ZM104 252H105V251H104ZM104 252H103V253H104ZM123 252H125V251H123ZM127 252H128V249H127ZM129 252H130V251H129ZM131 252H132V251H131ZM157 252H158V251H157ZM162 252L164 253L163 250H162ZM119 253H120V252H119ZM170 253H171V252H170ZM176 253H177V252H176ZM262 253H263V252H262ZM262 253H261V254H262ZM115 254H116V253H115ZM131 254H132V253H131ZM131 254H130V256H131ZM136 254H137V253H136ZM167 254H168V253H167ZM171 254H172V253H171ZM193 254H194V253H193ZM134 255H135V254H134ZM155 255H156V254H155ZM161 255H162V254H161ZM103 256H104V255H103ZM121 256H122V255H121ZM140 256H141V255H140ZM140 256H139V258H140ZM171 256H173V255H170V257H171ZM216 256H217V254H216ZM216 256H215V257H216ZM125 257H126V256H125ZM125 257H124V258H125ZM157 257H158V256H157ZM205 257H207V255H206ZM205 257H204V258H205ZM104 258H105V256H104ZM111 258H112V257H111ZM114 258H115V257H114ZM121 258H122V257H121ZM141 258H142V257H141ZM127 259H128V258H127ZM132 259H133V258H132ZM161 259H162V258H161ZM171 259H172V257H171ZM173 259H174V258H173ZM173 259H172V260H173ZM183 259H184V258H183ZM212 259H213V258H212ZM106 260H107V259H106ZM143 260H144V259H143ZM162 260H163V259H162ZM130 261H131V260H130ZM141 261H142V260H141ZM157 261H158V260H157ZM174 261H175V259H174ZM120 262H121V261H120ZM122 262H123V259H122ZM133 262H134V261H133ZM128 263H129V262H128ZM171 263H172V262H170V264H171ZM173 263H174V262H173ZM201 263H202V261H201ZM215 263H216V262H215ZM121 264H122V263H121ZM124 264H125V263H124ZM148 264H149V263H148ZM164 264H165V263H164ZM175 264H178V263H176V261H175Z\"/></svg>",
  "mask_w": 264,
  "mask_h": 264
}]
</instances>
